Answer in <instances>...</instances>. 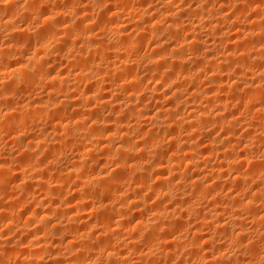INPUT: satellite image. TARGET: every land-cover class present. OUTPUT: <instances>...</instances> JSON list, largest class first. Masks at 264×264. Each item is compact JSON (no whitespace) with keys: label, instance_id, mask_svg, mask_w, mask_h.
<instances>
[{"label":"rangeland","instance_id":"374dc122","mask_svg":"<svg viewBox=\"0 0 264 264\" xmlns=\"http://www.w3.org/2000/svg\"><path fill=\"white\" fill-rule=\"evenodd\" d=\"M26 0H13V3H14V5H12V4H7V5H9V6H7V8L5 7V5L3 6H0V18H2V19H0V30H1V28L2 29H4L3 28V26L5 25L4 23H3V21L5 22V20H6V17L4 16V15H6L7 14V12L9 13L11 10V12H15V11H18V7H20V11H18V12H21V13H19L20 15V17H21V14L23 13V11L21 10V8L22 7H24L25 5H24V3L26 4V2H25ZM50 1V2H49ZM110 1V2H109ZM112 1V2H111ZM115 1H117V0H115ZM114 0H100V5L98 4V7L96 6L95 8H93L92 10H89L88 12L86 11V13L87 14H85V12H83L84 14H85V16L87 15L88 17H86V20H85V22L83 21V23H81L82 22V20H81V18L79 17H74V19L72 20L73 22H71V20L70 21H68L67 22V18L66 19H64L63 18V16L62 15H56V14H51L52 16H51V18H50V22H46V24L48 23V24H51L52 26H53V28H54V26H55V29L57 30H59V27L61 28L62 27V29H63V27H65V26H69L70 24L72 25V23H73V25H80V24H83L84 25V27H86V26H88L85 30H83L82 32H85L82 36H78V37H70L69 39L68 38H66L65 39V37H64V35L63 34H60V33H62V32H59V34L56 36V40H54L51 44H50V46L48 47V55H47V62H43V63H41L42 64V66L44 67H41L40 66V64H38V66H37V68L35 69V68H33V75H32V70H30V74L28 73V75H30L29 76V79L27 78L28 77V75H27V79L25 78V76L26 75H23L24 77H23V79L21 78V79H19V80H21L22 82H20V81H17V82H15L16 84H14V82L11 80V77L10 76H8L7 74H5V73H3L2 72V70L0 71L1 73H2V75H1V73H0V95H2V96H0V114L1 115H4V113L5 112H7L8 110H10V114L8 113L7 115H5L6 117H4V118H2L5 122L7 121H11L12 119V121L14 122V121H16L17 120V118L19 119V117L21 118V116H23V113H25V116H23V118H24V120H22V124H16V122H14L15 123V125L13 124V122L11 121H9V123H5V125L3 124L1 127H0V166L1 167H4L5 168V170L6 169H10L11 168V170L12 171H17V173H18V171H19V176H17V179L15 180V176H14V179L12 178L13 177V174H10L9 173V175L11 176L12 175V177H10L9 175H8V172H4V174L3 173H1L0 172V176H1V178L2 177H4L2 180H0L1 181V184H0V208H2L3 206H7L8 208H9V206L12 208V213H11V216L9 217V215L6 217V218H2V217H0V249H3L2 247H6V248H4V249H8L10 246H16L17 244V253L16 252H14V253H12L11 255L10 254H4V256H3V258L1 257L0 258V264H36V263H38V264H60V261H62V264H80V260L83 258V260H85L86 261V263L87 264H107V261H109L106 257V252H104V251H106L105 250V248L107 247H109V248H111V249H114V250H120L122 253H123V257L125 258V259H123L122 261H124V262H122V261H118L117 263L115 262L114 264H154V263H156V264H219L217 261H218V259H216V261H213L214 259H212L211 258V260H210V257L209 258H207V259H199L200 257L199 256H197V254H202V252H203V254H204V250H205V252L206 251H208V249L209 250H213V251H217L218 250V246H220L219 247V249H221L222 247L221 246H223V243H224V246H223V249H221V250H219V252H221V253H223L224 254V258L226 259V258H228V259H226V260H224V264H229V260H230V264H234L235 262H237V264H259V262L261 263V261H263L264 262V240L263 239H261V238H259L260 236L262 237V238H264V232L260 235H258V231H264V225L262 224V223H259V222H253L252 220V218L250 217V213H251V211H253L252 209H251V211H246V210H244L243 209V211L241 210L242 208L241 207H239V210L238 209H234L235 208V204L234 205H230L231 204V198L232 197H230V196H232L233 194H239V195H236L237 196V199L239 200V201H241V200H246V199H248V197H250V196H252L254 193H253V191H254V189L256 190L257 188H260V189H263L264 190V170H261L260 169V173H258V171L256 172V175L257 176H255V175H252L253 173H254V171H253V168L254 169H256V167L255 166H258L260 163H262L263 164V162L262 161H264V159L262 160V156H263V154H264V150H262V149H264V141H262V143H263V145H262V143L260 144V140L259 139H261V137H260V135H262L263 133H264V122H262V121H264L263 119H261V116H263V114L264 113H262V111L263 110H260V112L259 111H257V109H259L260 108V106H263L264 107V85L261 87V88H263L262 90L260 89V91L262 92H260L259 94L261 95V94H263V95H261L260 97H259V100H260V102H259V100H255V101H253V103L251 104V102H252V100H254V99H252V97L250 96V98H249V92H247L246 91V89H243L244 87H245V85H244V83H241V81L242 82H247V83H254V84H257V82L256 81H258L259 79L262 81V79H261V77H264V71L262 70V73H263V76L261 75V74H259V72H261V70L259 71V70H257L256 69V67L254 68V66L252 65V67H251V69H250V72L251 71H253V73H250L249 74V71H247V73H245V72H242L241 71V73L240 74H238V75H234L233 73L231 74V77H233L234 79H232V80H235L237 77V79L240 81V83H238L237 85H239L240 84V86H239V88L238 89H235V87H230V83L232 82V80H230L229 82H228V84L226 83V80H224V82H223V84H225V86H227V87H214L213 86V83H211L212 81H213V79L214 78H217V76H219L220 77V73H218V72H216L218 69L217 68H215L216 69V71H215V69H214V67L211 65V64H209V63H199V62H195V60L193 61V60H191V61H189V62H185V63H187V64H185V65H183V67L180 65V64H183L182 62L181 63H178L177 61H175V62H177V65H175L176 63H174V60H170L169 59V61L168 62H170V63H167L168 64V66H163L162 67V70H163V72L165 71V70H168V69H171L170 67H173L174 69H171L172 70V74H170L171 72V70H168L167 72H170L169 74H170V76H171V78H173V79H171V80H169V81H166V80H161V77H162V79H165V77L166 76H168V75H166L165 73V76L164 75H162V76H160V75H157V77H155V76H153V77H155V78H152L151 77V75H146V76H143L144 74H145V72H143V70H142V68L143 67H146L147 65H145V64H148L149 63V61L151 60V57H153V56H155V55H153V54H155V53H157V54H164V53H166L167 51L168 52H170V49L172 48V47H175L174 49H176V51L178 50V51H181L182 50V52H184V56H185V58L187 59V58H193L194 56H196L197 54H199V53H201V52H208V54H210L217 62H219L220 60V58H222L221 56H222V54H223V52L225 53V46H226V41L224 42V41H222V42H220V43H218L217 44V42H214V43H212L213 41H214V39L216 38H220L221 37V39L222 38H224V37H226L228 34H231V33H234L235 31H239V30H241V31H243L241 34H240V38L242 37V36H244V38L247 40L248 38L246 37L247 36V34L249 33V32H251V30H252V24L250 25V20H251V22H252V18H256L257 19V21L259 22V23H261L263 26H264V0L263 1H260V5H259V3H254V4H252L250 7H251V9H250V7L249 6H244V7H241V0H203L204 1V3H203V1L202 0H161L162 2L164 1V4H167L166 6L164 5V6H162L163 4L162 3H160V2H158V1H160V0H125L126 1V3H125V1L123 0V2L122 3H124V5L122 4L121 5V7L122 6H125V4L129 7H122V8H124L123 10L122 9H120V6H119V0L117 1V2H115ZM134 1V2H133ZM212 3H211V2ZM18 2V3H17ZM32 2V1H31ZM43 2V4H44V2L46 3V4H42L41 3V5H40V7H39V9L38 8H36L35 7V9H38L39 10V14L38 13H35L36 12V10L34 11L33 10V12H32V14L30 15L29 13H31V12H26V13H24V14H22V15H24V16H22L19 20H17V17L19 18V16H17L15 19H14V21H18L17 22V24H16V27H18V26H20V27H22V29H23V26L25 25V26H29L30 28H28V29H30V30H27V27H26V29H24V30H22V31H19V33L18 32H16V34H18L19 35V37H18V35L16 36V35H14L13 36V39H15L14 37H17L16 38V41H17V39L18 40H21L20 42H19V44H17L16 45V43H18V41L16 42L15 40V42L13 41L12 43H14V45H16V46H18V47H16L13 51H15L16 53H12L11 55H9V59L7 60V58H6V60L4 59V55H3V49L2 50H0V51H2V52H0V57L2 56L3 57V59L2 58H0V67L2 66V64H3V66L5 67V65L9 68V67H11V69L15 66V67H18V66H20V65H22L23 63V65H25V64H27V63H25L26 61H27V56L29 57V56H31L32 54H33V52H35L36 50V47H37V45H35V43L38 41V38H40V34H43V32H45V30H46V28H49L50 29V26L47 24V27H46V24L43 22V21H41L40 20V18H39V15H41L40 13L41 12H43V11H46V9L48 10L49 9V7L51 8L52 6H53V8H57V9H60L61 10V8H63V9H67V8H71V9H74V10H76L75 8H77V10L78 9H80V10H82V9H84V4L85 3H88V2H86L85 0H43L42 1ZM48 2V3H47ZM138 2H139V4H138ZM142 2V3H141ZM166 2V3H165ZM183 2V3H182ZM191 2V3H190ZM206 2V3H205ZM210 2V3H209ZM237 2L239 3L240 2V4H237ZM15 3H17V5H15ZM33 3H35V2H32L31 4H33ZM37 3V2H36ZM105 3V4H104ZM112 3V4H111ZM113 3H115V7H114V4ZM132 4V6H131V4ZM198 3V4H197ZM19 4H21V5H19ZM49 4V5H48ZM52 4V5H51ZM118 4V5H117ZM155 4V5H154ZM190 4V5H189ZM10 5H12V6H10ZM24 5V6H23ZM33 5H37V4H33ZM74 5V6H73ZM86 5V4H85ZM113 5V7H111ZM150 5V6H149ZM159 5V6H158ZM187 5V6H186ZM257 5V9H255V6ZM263 5V6H262ZM18 6V7H17ZM38 6H39V4H38ZM37 6V7H38ZM49 6V7H48ZM100 6V7H99ZM108 6H110L111 8V10L110 11H108L109 9V7ZM119 7V9H118V7ZM171 6V7H170ZM174 6V7H173ZM194 6L196 7V6H199L200 7V9H201V7H203V8H205V12H204V14H205V16H203L202 18L199 16H197V15H195V13H189L190 12V9H191V12H192V10L194 9ZM254 6V7H253ZM260 6H261V8H260ZM17 7V8H16ZM47 7V8H46ZM65 7V8H64ZM74 7V8H73ZM132 7V8H131ZM153 7V8H152ZM162 7H165V8H162ZM176 7V8H175ZM217 7V8H216ZM220 7L221 8H223V10L221 11V12H223V14L221 15L220 13V16L223 18V16H224V19H221V17L219 18V15H218V10L220 9ZM235 7V8H234ZM241 7V8H240ZM9 8V10L8 11H4V10H7ZM13 8V9H12ZM44 8V9H43ZM55 8V9H56ZM98 8V9H97ZM112 8H113V10H112ZM115 8V9H114ZM126 8V9H125ZM156 8V9H155ZM173 9L172 11H173V14L176 12H178L177 13V16H174V17H176L175 19H180V20H175L174 19V17H173V20H175L176 21V24L178 25L177 26V28L176 29H178V30H182L181 32L180 31H176V30H174L175 31V33L173 32H171V34L170 33H167L168 31H170V30H167L166 32H165V29H164V27L168 24V20H167V18H165V13L167 12H163V11H165V10H168V9ZM193 8V9H192ZM108 9V10H107ZM141 9L142 10H146V12H147V10H149L146 14H148V17H150L149 19H150V21L148 22V18L146 17L147 15L145 14L144 16L147 18L146 20H147V23L148 24H146V22L144 21V20H142V19H145V17L144 18H142V19H140V18H138L139 16H140V14H139V11H141ZM151 9H153V10H151ZM160 9V10H159ZM162 9V10H161ZM164 9V10H163ZM169 9V10H170ZM179 9V10H178ZM186 9H188L187 11H186ZM199 9V10H200ZM214 9H216V10H214ZM229 9H230V11H229ZM245 9V10H244ZM254 9H255V11L258 13H256L255 11H254ZM14 10V11H13ZM37 10V11H38ZM94 10V11H93ZM106 10V11H105ZM117 10H119V13H118V11ZM168 10V11H169ZM181 10H184L185 12H187V13H185L183 16H182V14H181V18L178 16L179 15V13H180V11ZM213 10H214V12H213ZM244 10V11H243ZM258 10V11H257ZM2 11H4V13L2 12ZM111 11H113V12H111ZM116 11V12H115ZM134 11V12H133ZM189 11V12H188ZM241 11V12H240ZM252 11H254V12H252ZM142 12V11H141ZM161 14H160V13ZM162 12H163V16H162ZM210 12V13H209ZM235 13V14H232V13ZM262 12V13H261ZM83 13H82V16H83ZM111 13H112V15H111ZM115 13H118L116 16H115ZM176 13H175V15H176ZM182 13H183V11H182ZM215 13H217L216 15H214L213 16V14H215ZM252 13V14H251ZM30 16H29V15ZM38 14V15H37ZM90 14V15H89ZM194 14V15H193ZM228 14V15H227ZM240 14V15H239ZM261 14H263V15H260ZM99 15H100V17L101 18H103V19H101L100 17H99ZM135 15V16H134ZM136 15H139L138 17L136 16ZM152 15H153V17L154 16H156L157 18L155 19V17L153 18V19H151L152 18ZM188 17H187V16ZM210 15H212V16H210ZM233 15H235V16H233ZM239 15V16H238ZM256 15V16H255ZM27 16V17H26ZM32 16V17H31ZM61 16H62V18L66 21V23L64 22L63 24H62V22L64 21L62 18H61ZM106 16V17H105ZM133 16V17H132ZM229 17V18H226V17ZM238 16V21L236 20V19H233V18H235V17H237ZM3 17H5V18H3ZM38 17V18H37ZM164 17V18H163ZM208 17H210V18H208ZM216 19V21L218 20V19H220L219 21H221L220 23H218V22H216L214 19ZM249 17V18H248ZM22 18H25V19H22ZM92 18V19H91ZM192 18V19H191ZM199 18V19H198ZM207 19V20H205V19ZM218 18V19H217ZM226 18V19H225ZM241 18V19H240ZM251 18V19H250ZM22 19V20H21ZM40 20V22H39V20ZM98 19H101L102 21V23L101 22H95L96 20H98ZM107 19V20H106ZM140 19V20H139ZM163 19V20H162ZM167 20V21H165V20ZM191 19V20H190ZM205 21H203V20ZM213 19V20H212ZM2 20V21H1ZM21 20V22H22V24L19 22ZM23 20H25V21H23ZM79 20V21H78ZM111 20V21H110ZM116 20V21H115ZM124 20V21H123ZM142 20V21H141ZM157 21L158 22V24H156L155 26H157L156 28H155V26H153V25H151L152 24V22H154V21ZM159 20V21H158ZM185 20H188V21H185ZM202 20V21H201ZM215 21V22H213V24H218V34L216 33H214L215 31H217L216 29H215V31H213V33H212V30H210V27H209V21ZM231 20V21H230ZM235 20V21H234ZM260 20H262L261 22H260ZM27 21V22H26ZM76 23H75V22ZM104 21V22H103ZM112 22V23H110V22ZM152 21V22H151ZM162 21V22H161ZM179 21H181V22H179ZM186 22V24H187V22L188 23H192V22H194L195 24H197V23H199L200 25H201V28L199 27L196 31L195 30H193V29H183V28H185L184 27V24H183V22ZM208 22V24H205V23H207ZM79 22H80V24H79ZM108 22V23H107ZM115 22H120V24L118 23V24H116ZM142 22V23H141ZM156 22V23H157ZM165 22V23H164ZM204 25V27H203V25L201 24V23ZM263 22V23H262ZM16 23V22H15ZM24 23V24H23ZM27 23V24H26ZM53 23V24H52ZM90 23V24H89ZM98 23H100L99 25H96V24H98ZM104 23V24H103ZM125 24L124 26H127V28L125 29V31H124V33L125 34H127V36L129 35V33H130V35H132L134 32V37L133 36H130V37H132V38H134L136 41H138V42H136V44H134L133 45V47L132 46H130V48L128 49V47L126 48V49H123L122 50V40H123V38H124V36H123V38L121 39L120 38V36H122L124 33L122 32V34H120V36H119V34H118V37L120 38V40H119V38L117 37V34L115 35L114 33H111V32H113L112 30H111V32H110V30H109V28H108V24H109V27L110 28H112V25L114 26V24H115V26L116 25H121V26H123L122 24ZM239 23H241V24H239ZM67 24V25H66ZM89 24V25H88ZM101 24H102V26H101ZM131 24V25H130ZM181 24V25H180ZM239 24V25H238ZM18 25V26H17ZM77 25V26H78ZM82 25V26H83ZM107 25V26H106ZM140 25V26H139ZM143 25H145L146 27H149L150 25V27H152L153 29H151V28H149L148 29V31L149 30H152L151 32L149 31V32H147V31H145L144 30V28H145V26H143ZM231 25H232V27H231ZM234 25H237V26H234ZM249 25H250V27H249ZM24 26V27H25ZM57 26H58V28H57ZM97 26V27H96ZM107 27V28H105V27ZM114 26V27H115ZM222 26H223V28H222ZM234 26V27H233ZM247 26V27H246ZM46 27V28H45ZM104 27V28H103ZM140 27V28H139ZM143 27V28H142ZM179 27V28H178ZM180 27H181V29H180ZM250 28V29H249ZM21 29V28H20ZM45 29V30H44ZM62 29H60V30H62ZM108 29V30H107ZM138 29V30H137ZM144 30V32L143 33H141L143 30ZM209 31H208V30ZM237 29H239V30H237ZM25 30H27V31H25ZM42 30H43V32H42ZM87 30V31H86ZM142 30V31H141ZM156 30V31H155ZM207 31H208V33H207ZM225 31V32H224ZM2 32V31H1ZM1 32H0V41H2L1 42V44H0V47L1 48H3L4 47V44H5V41H8L9 43H10V38L11 37H4V35L3 34H1ZM27 32V33H26ZM39 32H42V33H39ZM147 32V33H146ZM155 34H154V33ZM165 32V33H164ZM187 32V33H186ZM195 32V33H194ZM149 33V34H148ZM186 33V34H185ZM236 33V32H235ZM15 34V33H14ZM101 34H102V36H101ZM109 34V35H108ZM143 34H145V35H143ZM151 34L153 35V36H151ZM177 34V35H176ZM226 34V35H225ZM244 34V35H243ZM60 35V36H59ZM63 35V36H62ZM161 35H163L164 37H162ZM166 35H167V37H166ZM221 35V36H220ZM242 35V36H241ZM3 36V37H2ZM85 36V37H84ZM114 36V37H113ZM161 36V37H160ZM169 36V37H168ZM193 36L195 37H200L201 38V40H200V42H201V44L200 43H195V42H192V40L194 41V38H193ZM204 36V37H203ZM220 36V37H219ZM223 36V37H222ZM38 37V38H37ZM88 38L91 42H93L94 44V46H96L97 48H101V46L103 45V43H104V41H106L105 43H104V46H105V44H109L110 45V47L109 48H111V47H113L112 49H110V50H108L109 52H106L107 53V56H106V53H104V52H102L101 50H98V51H101L100 52V54H99V52H95V51H93V50H91L90 52L92 53H90V52H87V53H85V55L83 54V56H84V59H81L80 61H75V62H71V61H68V62H66V60H64L65 59V54L67 55V54H73V55H76V54H78V51L80 50V45H82L81 44V42H83V40H84V38ZM104 37V38H103ZM107 37H109V38H107ZM125 37H126V35H125ZM136 37H137V39H136ZM153 37V38H152ZM183 37V38H182ZM193 39H192V38ZM215 37V38H214ZM263 37H264V35H263ZM8 38V40H6ZM20 38V39H19ZM102 38V39H101ZM112 38V39H111ZM159 38V39H158ZM206 38V39H205ZM243 38V37H242ZM36 39V40H35ZM63 39V40H62ZM83 39V40H82ZM95 39H96V41H95ZM104 39V41H102ZM111 39V40H110ZM140 39H142L141 41H140ZM157 39V40H156ZM185 39H188V40H191V41H189L188 42V40H186V42H184V40ZM264 39V38H263ZM88 40V41H89ZM144 40V41H143ZM161 40V41H160ZM162 40H163V42H162ZM168 40H169V42H168ZM205 40H206V42H205ZM207 40H209V41H207ZM225 40V39H224ZM246 40H244L245 42H246ZM249 40H251V39H249ZM119 41V42H118ZM140 41V42H139ZM156 41H158L159 43H157ZM165 41V42H164ZM243 41V42H244ZM101 42H103L102 44H101ZM155 42V43H154ZM191 42L192 43H194L195 45L197 44L198 46H196V48L197 49H195V46H193L194 48H190L192 45H194V44H192L191 45ZM202 42H204V43H206V44H203ZM8 43V44H9ZM111 43V44H110ZM154 43V44H153ZM159 44V46L157 45V44ZM165 45H164V44ZM173 43V44H172ZM190 43V47H185V45L184 44H189ZM216 43V44H215ZM221 43H224V44H221ZM21 44V45H20ZM101 44V45H100ZM116 44V45H115ZM164 45V47L162 46V45ZM167 44H168V46H167ZM183 46H182V45ZM208 44H210V45H208ZM215 44V45H214ZM6 45V44H5ZM108 45V46H109ZM112 45V46H111ZM118 45L120 46V47H118ZM201 45V46H200ZM205 47H204V46ZM241 45H243L244 46V44H241ZM3 46V47H2ZM155 46V47H154ZM165 46H167L168 47V50H167V47H165ZM236 48H238V46H236V45H234ZM30 47V48H29ZM64 47V48H63ZM105 47H107V46H105ZM105 47H103L104 49H105ZM122 47V48H121ZM135 47V48H134ZM142 47V48H141ZM157 47V48H156ZM233 48V50L234 49H236V48ZM245 47V46H244ZM243 47V48H244ZM108 48V47H107ZM108 48V49H109ZM132 48V49H131ZM140 48V49H139ZM160 48V49H159ZM166 48V49H165ZM186 48V49H185ZM198 48H199V51H198ZM220 48V49H219ZM242 48V46H241V48H240V46H239V50L238 49H236V50H234L233 51V54H234V52H235V54H236V56H235V54H234V58L232 57L231 59H229L230 61H226L225 62V65L226 66H228V68H229V70H230V72L229 73H231V72H233L232 70H235L236 69V67H237V65L236 64H238V61H240L241 59H242V56H246L247 54L249 55L250 53H254L251 49L249 50L247 47V51H250V52H247V51H245L246 52V55H245V53H241L240 52V50H242L243 49ZM30 49V50H29ZM117 49V50H116ZM139 49V50H138ZM163 49H164V51H163ZM181 49V50H180ZM213 49V50H212ZM219 49V50H218ZM51 50V51H50ZM106 50V49H105ZM117 52H116V51ZM131 50V51H130ZM133 50V51H132ZM138 50V51H137ZM158 51V52H155V51ZM167 50V51H166ZM184 50V51H183ZM209 50V51H208ZM238 50V51H237ZM18 51V52H17ZM59 51V52H58ZM93 51V52H92ZM112 51H113V53H112ZM142 51V52H141ZM162 51V52H161ZM187 51V52H186ZM198 53H197V52ZM252 51V52H251ZM77 52V53H76ZM122 52V53H121ZM149 52V53H148ZM155 52V53H154ZM189 52V53H188ZM94 53V54H93ZM115 53V54H114ZM143 53V54H142ZM178 53V52H177ZM217 53V54H216ZM240 53V55H238V54ZM31 54V55H30ZM103 56H102V55ZM122 54V55H121ZM149 54H150V56H149ZM153 56H152V55ZM89 55H91V56H89ZM98 55V56H97ZM191 55V56H190ZM224 55V54H223ZM50 56H51V58H50ZM62 58H61V57ZM85 56H87V57H85ZM94 56V57H93ZM96 56V57H95ZM115 56V57H114ZM120 56H122V57H120ZM190 56V57H189ZM26 57V58H25ZM48 57H49V59H48ZM100 57V58H99ZM103 59H102V58ZM109 57V58H108ZM111 57V58H110ZM124 57V58H123ZM142 57V58H141ZM237 59H239V60H236V58ZM58 58H59V60H58ZM89 58V59H88ZM97 58V59H96ZM108 58V59H107ZM129 58V59H128ZM145 58V59H144ZM149 58V59H148ZM91 59V60H90ZM102 59V60H101ZM218 59V60H217ZM243 59H246V57L245 58H243ZM26 60V61H25ZM90 60V61H89ZM94 60V61H93ZM109 60V61H108ZM120 60H122V61H120ZM124 60V61H123ZM127 60V61H126ZM128 60H129V62H132L133 60V66L131 67V68H129V69H126V74H125V71H123V70H121V73H122V71H123V74H122V78L120 77L121 76V74H119L120 76V78H118V77H116V78H118L120 81H118V79H116V78H114L115 77V75L114 74H112V75H108V76H104L106 79L105 80H103V77H102V75L100 76V77H102V78H100L101 80H99L100 82H90L91 83V85L89 86V84H84V83H82L81 85H79L80 87H79V89L78 90H74L73 88H71L70 90H74V94H73V91H72V93L71 94H73V96H74V100H75V96L76 97H78V99L77 100H75V101H72L71 103H74L75 102V104H68V105H66V106H68V108L69 109H67V107L66 106H58V107H56V109L58 110V112L59 113H62L63 112V117L62 116H59L60 114L59 113H57L56 112V109L54 108V109H52V107L50 108L51 109V111L52 110H55L54 112L52 111H50V109H48L47 108V110H49V112L47 111V110H45V108L44 109H42L41 111L40 110H36L35 111V114H33L34 113V111H27V110H25V111H22V113L20 114L21 116H19L18 117V112L20 111V107H22L23 105H26V104H33L34 105V103L35 104H37L38 102H40L39 100H41L42 102H44L43 104L44 105H46V104H49L48 102H51V101H53L54 99H56L57 97H60V95L62 94H65L64 92H69L70 90H67V89H65L64 87H63V89H65V91H63V89L61 90V88L62 87H60V85H62L63 86V84H60V80H51L50 78V76H55L56 74H57V72L58 73H61L62 72V75L65 77H67V76H69V75H71L73 72L75 73V72H78V71H80V69L82 70L83 68L85 69L87 66H90V65H92V63L94 64H99L101 67H102V65L103 66H110V65H112L113 67L114 66H118V63L120 64L121 62H127L128 63ZM138 61V62H137ZM171 61H173V62H171ZM241 61H243V60H241ZM240 61V62H241ZM8 62V63H7ZM83 62H86V64L84 65L83 64ZM111 62H112V64H111ZM137 62V63H136ZM148 62V63H147ZM237 62V63H236ZM5 63V64H4ZM134 63H136V64H134ZM230 63V64H229ZM13 64V65H12ZM16 64V65H15ZM44 64V65H43ZM102 64V65H101ZM108 64V65H107ZM131 64V63H130ZM170 64V65H169ZM174 64V65H173ZM196 64V65H195ZM229 64V65H228ZM197 65H199V67H197ZM2 66V67H3ZM111 66V67H112ZM139 66V67H138ZM39 67H41V68H39ZM137 67V68H136ZM105 68V67H104ZM110 68V67H109ZM211 68V69H210ZM35 69V70H34ZM64 69V70H63ZM192 69V70H191ZM200 69V70H199ZM203 69V70H202ZM36 70H38V71H36ZM49 70H52V71H49ZM178 70L180 71V72H178ZM185 70H187V71H185ZM212 70V71H211ZM256 70H257V72H256ZM41 71V72H40ZM49 72V75H48V77L47 76H45V75H47L48 73L47 72ZM64 71V72H63ZM129 73H128V72ZM132 71V72H131ZM135 71V72H134ZM136 71H138V72H140L139 74H138V76H139V81L138 82H141V81H143V84H141V83H136V84H139L140 86H135V85H133V86H129L131 83H129V85L127 86L126 84H128V83H125V80H127V79H125L124 78V76H126L127 74H137L136 73ZM141 71H142V73H141ZM173 71H175V72H173ZM35 72V73H34ZM40 74H38V73ZM50 72H54L53 74H51ZM66 72V73H65ZM68 72H69V74H68ZM131 72V73H130ZM181 72H183V73H185V72H188L187 74L185 73V74H180ZM197 72V73H196ZM202 72V73H201ZM254 72H256V73H254ZM41 73H43L44 74V76L42 77L41 76ZM120 73V72H119ZM174 73H176V74H174ZM178 73L182 76H179L178 75ZM245 73V74H244ZM3 74L5 75V76H3ZM34 74H37V75H34ZM66 74V75H65ZM125 74V75H124ZM143 74V75H142ZM173 74L175 75V76H173ZM259 74V75H258ZM7 75V76H6ZM114 75V76H113ZM187 75H189V76H187ZM257 76V78H256V76ZM261 75V77H258V76H260ZM32 76V77H31ZM34 76V77H33ZM39 76L41 77V79L39 78ZM72 76V75H71ZM71 76H69V78L70 79H68V80H70V83H72L73 82V80L71 81ZM110 76H113V78H111V80H110ZM116 76H118V74L116 75ZM140 76H143L144 78H142V77H140ZM164 76V77H163ZM169 76V77H170ZM178 76V77H177ZM186 76V77H188V78H184V77ZM191 76V77H190ZM201 76V77H200ZM207 78H205V77ZM240 76V77H239ZM10 77V78H9ZM22 77V76H21ZM31 77V78H30ZM50 77V78H49ZM148 77V78H147ZM181 77V78H180ZM195 77V78H194ZM209 77H210V79H209ZM225 77V76H224ZM33 78V79H32ZM34 78H35V80H34ZM37 78V79H36ZM72 78H73V76H72ZM140 78H142L141 80H140ZM147 78V79H146ZM167 78V77H166ZM253 78H255V79H253ZM24 79H26V80H24ZM32 79V80H31ZM115 79V80H114ZM144 79V80H143ZM152 79V80H151ZM158 79V80H157ZM180 79V80H179ZM183 79V80H182ZM185 79V80H184ZM197 79V80H196ZM203 79V80H202ZM212 79V80H211ZM30 80V81H29ZM103 80V81H102ZM110 80V81H109ZM113 80V81H112ZM117 80V81H116ZM151 80V81H150ZM177 80V81H176ZM181 80H182V82H181ZM26 81L27 82H29V83H26ZM56 81V82H55ZM122 81H124V82H122ZM147 81V82H146ZM164 81H166V83L164 82ZM33 82V83H32ZM116 82V83H115ZM128 82V81H127ZM144 82H145V84H144ZM177 82V83H176ZM7 84V86L8 85H10V86H8L9 87V89H7L8 87H5V85ZM18 83V84H17ZM21 83H23V84H25V85H23V84H21ZM57 83V84H56ZM95 83V87L92 85V84H94ZM102 83V84H101ZM170 83V84H169ZM183 83V84H182ZM204 83V84H203ZM263 83H264V81H263ZM28 84H30V85H28ZM56 84V85H55ZM86 86H84V85ZM97 84V85H96ZM163 84V85H162ZM193 84V85H192ZM197 84V85H196ZM13 85H15V86H13ZM55 85V87H56V89H58V90H56V89H54V87L52 88V86H54ZM59 85V86H58ZM83 85V86H82ZM148 85V86H147ZM182 85H184V86H182ZM244 85V86H243ZM58 86V87H57ZM193 86V87H192ZM213 86V87H212ZM14 87V88H13ZM133 87V88H132ZM144 87H145V89H144ZM176 87H177V89H176ZM189 87V88H188ZM209 87V88H208ZM212 87V88H211ZM102 88V89H101ZM103 88H104V90H103ZM130 88H132V89H130ZM141 89V88H143V89H141L142 91V93L144 94V96H143V94L142 93H140V95L142 94V96L143 97H145V99L142 97V100H141V108H139V110L137 109L136 110V113H137V115L139 116H141V117H138L137 115H136V117L138 118V119H142L141 120V122L144 124V127H141L140 128V130H138L137 132L136 131H134V132H132L131 134L132 135H134V136H132L133 137V140H131V142L132 141H140L141 143H140V146L139 147H137V149H133L134 151H132L131 153V155H123V157H119L120 159H122L124 162L123 163H125V166H124V164L123 163H121L120 161V159L116 156H114V155H112V154H108L106 157H108L109 155H110V157H108V158H106L105 157V152H107V150H108V148H109V150H112L111 149V147H114L115 145H119L120 144V142H123L122 141V138H121V136H120V132L118 133H116V130L114 131V125L116 126L117 124V126H116V128L117 127H119L121 124H122V121L120 120V119H123L124 121H126L127 119H128V116H129V119H131V120H133L134 119V117H131L130 115H127V117L125 116V115H123V113H120L121 111H123L124 110V108L126 107L125 105V107H120L119 108V106L121 105V103L122 104H128L127 103V101H128V96H129V93H130V91L131 90H133V89ZM147 88H148V90H147ZM155 88V89H154ZM221 88V89H220ZM227 88V89H226ZM242 88V89H241ZM4 91H3V90ZM87 89V90H86ZM88 89H91V91H90V94H93V100L91 101V102H89V101H87L85 98L86 97H84V98H82V96L81 97H79L80 95H82V92H84V93H86V91H88ZM93 89H94V91H93ZM137 89V90H138ZM154 89V90H153ZM164 89V90H163ZM190 89V90H189ZM201 89H202V91H201ZM226 89V90H225ZM52 90V91H51ZM61 90V91H60ZM106 90V91H105ZM145 90H147V91H145ZM162 90V91H161ZM189 90V91H188ZM210 90V91H209ZM221 90V91H220ZM240 90V91H239ZM101 91V92H100ZM103 91V92H102ZM105 91V92H104ZM120 91V92H119ZM123 91H124V93H123ZM164 91H166V92H164ZM174 91H177V93H176V95L178 96V97H174V96H172L171 98L173 99H171L170 98V100H171V102L170 101H168L169 100V97L168 96H170V94H173L172 92H174ZM185 91V92H184ZM187 91V92H186ZM194 91H196L197 92V94H195V96L193 95V92ZM204 91V92H203ZM208 91H209V93H208ZM4 92H7V94L5 93V94H3ZM49 92H51V93H49ZM54 92V93H53ZM57 92V93H56ZM71 92V91H70ZM77 92V93H76ZM81 92V93H80ZM92 92V93H91ZM107 92V93H106ZM109 92V93H108ZM146 92V93H145ZM155 92V93H154ZM160 92V93H159ZM164 92V93H163ZM189 92V93H188ZM190 92H192V93H190ZM206 92L208 93V94H206ZM101 93V94H100ZM113 95H112V94ZM119 93H120V95H119ZM186 93V94H185ZM199 93H201V94H199ZM203 93H205L204 95H203ZM214 93V94H213ZM239 93H241V94H239ZM9 94V95H8ZM46 94V95H45ZM54 94V95H53ZM79 96H78V95ZM87 94H89V92H87ZM104 94V95H103ZM105 94H107V95H105ZM111 94V96H108V95H110ZM153 94H156V96L155 95H153ZM191 94V95H190ZM212 96V95H214V96H210V95ZM41 95V96H40ZM49 95V96H48ZM61 95V96H62ZM152 97H151V96ZM180 95V96H179ZM190 95V96H189ZM193 95V96H192ZM200 95V96H199ZM209 95V96H208ZM4 96L6 97V98H4ZM51 96V97H50ZM86 96V95H85ZM96 98H95V97ZM107 96V97H106ZM162 96V97H161ZM210 100V101H206L207 99H206V97ZM239 96V97H238ZM9 97V98H8ZM44 97V98H43ZM53 97V98H52ZM111 97V98H110ZM121 97V98H120ZM161 97V98H160ZM166 97H168V99H166ZM189 97V98H188ZM197 98V99H194V98ZM205 97V98H204ZM211 97V98H210ZM218 97H220V98H218ZM3 98V99H2ZM36 98V99H35ZM38 98H40L39 100H38ZM148 98H149V101H148ZM152 98V99H151ZM181 98V99H180ZM227 98V99H226ZM235 98H237V99H235ZM241 98V99H240ZM254 98V97H253ZM256 98V97H255ZM263 98V99H262ZM6 99V100H5ZM193 99L195 100V101H193ZM250 99H252V100H250ZM258 99V98H257ZM36 100H38V102L36 101ZM115 100V101H114ZM158 100V101H157ZM202 100V101H201ZM232 100V101H231ZM263 100V101H262ZM77 101V102H76ZM99 101H100V104H98L99 103ZM107 101V102H106ZM114 101V102H113ZM118 101H121V102H118ZM125 101V102H124ZM173 101V102H172ZM201 101V102H200ZM214 101V102H213ZM222 101V102H221ZM258 101V102H257ZM81 102H83V103H81ZM85 102V103H84ZM88 102L89 103H91V104H89L88 105ZM111 102V103H110ZM146 102V103H145ZM194 102H196V103H194ZM25 103V104H24ZM76 103H78V104H76ZM96 103V104H95ZM107 103V104H106ZM155 103V104H154ZM169 103V104H168ZM177 103H179V104H177ZM182 103V104H181ZM191 103V104H190ZM199 103V104H198ZM221 103V104H220ZM235 103V104H234ZM80 104V105H79ZM119 104V105H118ZM193 104V105H192ZM197 104V105H196ZM224 104V105H223ZM8 105H9V108H8ZM81 105H83V106H81ZM85 105H88V106H85ZM98 105V106H97ZM105 105V106H104ZM110 105H111V107H110ZM117 105H118V107H117ZM172 105V106H171ZM176 105V106H175ZM180 105V106H179ZM184 105V106H183ZM201 105V106H200ZM219 107H217V106ZM233 105V106H232ZM16 108H15V107ZM70 106V107H69ZM85 106V107H84ZM91 106V107H90ZM97 106V107H96ZM109 108H108V107ZM148 106V107H147ZM183 106V107H182ZM189 106V107H188ZM193 106H197V108L199 107L200 108V111L201 112H204V111H206L205 112V115H208V120H207V122H205L204 121V123H206L205 125H203L202 123L203 122H201V123H199V122H195V123H193L192 124V126H193V128H190V129H188L187 128V130L186 129H183L184 127H187L186 125L188 124V126H189V123L187 122V121H183V119H185L186 118V116H187V119L189 118V115H191L190 113V110H191V108L193 109L194 107ZM235 106V107H234ZM7 107V108H6ZM72 107V108H71ZM93 107V108H92ZM99 107V108H98ZM101 107H103L102 108V111H101ZM116 107V108H115ZM175 107V108H174ZM185 107V108H184ZM215 107H216V109H218V110H216L215 109ZM231 107V108H230ZM237 107V108H236ZM240 107V108H239ZM251 107V108H250ZM7 110H6V109ZM19 110H18V109ZM60 108H62L61 109V112H60ZM87 108V109H86ZM106 108V109H105ZM123 108V109H122ZM148 108V109H147ZM89 110L88 111V114H92V112H93V115L92 116H88V114L87 113H85V114H83L81 117H80V115H79V113H78V115H79V118L81 119V120H79V122L78 123H76L77 121V118H76V115H75V112L77 111V112H79V111H82V112H85L84 110ZM96 109V110H95ZM108 109V110H107ZM119 109V110H118ZM159 109V110H158ZM168 109H170L171 111L169 112L170 113V115H173L174 116V118L176 119V117L178 118V120L180 121V119L183 121H181V122H179V124L177 125V119L175 120V123L176 124H174L175 125V127H173L172 126V128L173 129H175V130H172L173 132H171V129L169 128V129H167V130H165V131H160L159 133H158V131H156V130H154L153 131V129H151V125L149 124V117H150V115H151V117L152 116H154L153 114H159V115H163V118H165V119H167V115L166 114H168L167 113V110ZM184 109V110H183ZM213 109H215L214 111H213ZM228 109H230V110H228ZM256 109V110H255ZM43 110H45L46 112H48L47 114H45L44 112H43ZM62 110H66V111H62ZM72 110V111H71ZM107 110V111H106ZM157 110V111H156ZM177 110H179V111H177ZM210 110V111H209ZM253 110V111H252ZM15 111V112H14ZM42 113V114H40V112ZM139 111H141V112H139ZM143 111V112H142ZM147 111H148V113H147ZM156 111V112H155ZM193 111V110H192ZM217 111V112H216ZM77 112H76V114H77ZM95 112V113H94ZM139 112V113H138ZM180 112V113H179ZM189 112V113H188ZM220 114V115H218L217 117H215L214 115L216 114ZM227 112V113H226ZM248 112V113H247ZM260 113L259 115L257 114V113ZM17 113V114H16ZM52 113H55V114H52ZM72 113V114H71ZM142 113H146V114H148L147 116H142L141 114ZM195 113V111H193V113L192 114H194ZM33 114V115H32ZM59 114V115H58ZM107 114V115H106ZM110 114V115H109ZM189 114V115H188ZM254 114V115H253ZM26 115L28 116V117H26ZM36 115V116H35ZM54 115V116H53ZM74 115V116H73ZM102 115H104V116H102ZM164 115H166V116H164ZM170 115H168V116H170ZM237 115V116H236ZM259 116V117H257V116ZM56 116H57V118H56ZM72 116V117H71ZM84 116V117H83ZM111 116V117H110ZM116 116V117H115ZM149 116V117H148ZM183 116V117H182ZM249 116V117H248ZM25 117H26V119H25ZM52 117V118H51ZM89 117H90V119H89ZM95 117H96V119L98 118V117H101V118H99L100 120L101 119H106L107 120V118H111L112 119V125L110 126V129L112 130V133H116V136L114 137V139L116 140H113L112 142L114 143H112V144H110L111 142H108V148L106 147V151H105V147H103L104 145H95L96 143H94V141H86L87 139H84L83 138V136L84 135H89V132H90V134L91 133H93V132H101L102 130L101 129H103V127L101 126H99V125H95V126H93L94 124H93V122H94V119H95ZM103 117V118H102ZM114 117V118H113ZM146 117V118H145ZM185 117V118H184ZM215 118V120H212L211 121V119L210 118ZM249 119H248V118ZM16 118V119H15ZM22 118V119H23ZM28 118V119H27ZM56 118V119H55ZM58 118H62L64 121H62V125H61V128H60V126H59V128H58V126L57 125H55V123L54 122H56V120L58 119ZM74 118V119H73ZM94 118V119H93ZM144 118V119H143ZM212 118V119H213ZM216 118H218V120L216 121ZM242 118V119H241ZM250 118L252 119V120H250ZM260 120H259V119ZM7 119V120H6ZM53 119V120H52ZM109 119H108V122H109V124H110V121H111V119H110V121H109ZM117 119V120H116ZM136 119V118H135ZM145 119H146V122L147 123H144L145 122ZM171 119V118H170ZM186 119V120H187ZM221 119V120H220ZM231 119H235L236 121H234V122H231V123H229V121L231 120ZM27 120V121H26ZM120 120V121H119ZM144 120V121H143ZM168 120V119H167ZM247 120H249V121H247ZM25 121V122H24ZM124 121H123V123H124ZM188 121H190V120H188ZM209 121V122H208ZM219 121V122H218ZM242 121V122H241ZM118 122V123H117ZM121 122V123H120ZM212 122H214V123H212ZM224 124H223V123ZM246 122H248V123H246ZM260 122H261V125H260ZM12 123V124H11ZM64 123V124H63ZM208 123H209V125H208ZM211 123V124H210ZM219 123V124H218ZM222 123V124H221ZM228 123V124H227ZM243 123V124H242ZM253 123H254V125H253ZM257 123H259V124H257ZM9 124V125H8ZM68 126V127H65L66 125ZM168 124H172V121L170 120H168ZM195 124H196V126H195ZM200 124H202V127H201V125ZM215 124H218V125H215ZM226 124V125H225ZM237 124V125H236ZM13 125V126H12ZM147 125V126H146ZM183 125V126H182ZM206 125H208V127L206 126ZM230 125H232L231 127H227V126H230ZM238 125L240 126V127H238ZM244 125V126H243ZM249 125V126H248ZM263 125V126H262ZM18 126V127H17ZM22 126V127H21ZM55 126H57V127H55ZM85 126V127H84ZM88 126V127H87ZM97 126V127H96ZM99 126V127H98ZM178 126V127H177ZM179 126H181V127H179ZM191 126V127H192ZM199 126V127H198ZM211 126H212V128H211ZM219 126V127H218ZM223 126H226V127H223ZM257 126V127H256ZM9 127V128H8ZM10 127H12V128H10ZM87 127V128H86ZM93 127V128H95V129H91V128ZM178 129H177V128ZM195 127V128H194ZM210 127V128H209ZM236 127V128H235ZM238 127V128H237ZM256 127V128H255ZM18 128V129H17ZM62 128H64V129H62ZM66 128V129H65ZM90 128V129H89ZM115 128V129H116ZM153 128V127H152ZM180 128V129H179ZM231 128V129H230ZM252 128V129H251ZM229 129V130H228ZM257 131L258 129L260 130V132H259V130L256 132L255 130ZM18 130V131H17ZM117 130H118V128H117ZM153 132H152V131ZM189 130V131H188ZM197 130V132H195ZM205 130V131H204ZM235 130V131H234ZM250 130H252V131H250ZM253 130H254V132H253ZM69 131V132H68ZM86 131V132H85ZM178 133H177V132ZM182 131V132H181ZM231 131V132H230ZM248 131V132H247ZM263 133H262V132ZM12 132V133H11ZM61 132V133H60ZM141 132V133H140ZM164 132V133H163ZM195 132V133H194ZM201 132V133H200ZM258 132L260 133V135H258ZM114 133V134H115ZM149 133V134H148ZM169 133V134H168ZM172 133V134H171ZM176 133V134H175ZM191 135H190V134ZM206 133V134H205ZM249 133V134H248ZM254 133H255V136H254ZM44 136H43V135ZM69 134V135H68ZM77 134H80V135H77ZM119 134V135H118ZM122 134V133H121ZM163 134V135H162ZM186 134V135H185ZM198 134V135H197ZM202 134H204L203 136H202ZM232 134V135H231ZM234 134V135H233ZM246 134V135H245ZM41 135V136H40ZM55 135H61V137L62 136H64L65 138H63L62 137V140L61 141H58V140H54V138L56 137ZM137 135L139 136V137H137ZM228 135V136H227ZM245 135V136H244ZM252 135L254 136V137H252ZM256 135H258V137L256 136ZM264 135V134H263ZM16 136V137H15ZM80 136H82V138H80ZM120 136V137H119ZM131 136V135H130ZM146 136V137H145ZM183 136L185 137V138H183ZM211 136V137H210ZM227 136V137H226ZM229 136H231V137H229ZM14 137V138H13ZM38 139H42L43 141H44V143L42 144V146L39 148L38 146H36V145H31V146H29L28 148L29 149H26V147H25V144L26 145H29V143H30V141H32V140H38ZM46 137V139H44ZM54 137V138H53ZM67 137V138H66ZM72 137V138H71ZM74 137V138H73ZM77 137V138H76ZM152 137H155L156 138V143L155 144H153V145H150V141H151V138ZM174 138L173 140H174V142L172 141V140H170L169 141V139L170 138ZM181 137V138H180ZM192 137V138H191ZM205 137V138H204ZM245 137V138H244ZM248 137H250V138H248ZM258 139H257V138ZM263 137V136H262ZM134 138H136V139H134ZM218 138V139H217ZM233 138H235V139H233ZM237 138V139H236ZM247 138V139H246ZM56 139V138H55ZM67 139H68V141H67ZM121 139V140H120ZM132 139V138H131ZM150 139V141L149 142H147L148 144H146L145 142H146V140H149ZM165 139V140H164ZM168 139V140H167ZM189 139V140H188ZM211 139V140H210ZM214 139V140H213ZM216 139V140H215ZM257 139V140H256ZM262 139H264V137L262 138ZM261 139V140H262ZM48 141V142H45V141ZM234 140V141H233ZM235 140H237V141H235ZM245 140V141H244ZM54 141H55V145L57 144V147H55V146H53V148L54 149H56V151L55 150H53V148L51 147V145L54 143ZM57 141V142H56ZM67 141V142H66ZM119 141V142H118ZM214 141L216 142V143H214ZM247 141V142H246ZM249 141V142H248ZM251 141V142H250ZM257 141V142H256ZM61 142V144L60 145H58L59 143ZM64 142H66L65 144H64ZM88 142H92L93 144H91V143H88ZM117 142V143H116ZM170 142V143H169ZM213 142V143H212ZM254 142H255V144H254ZM28 143V144H27ZM50 143V144H49ZM52 143V144H51ZM72 144V146H71V144ZM73 143H74V145H73ZM87 145H86V144ZM119 143V144H118ZM133 143V142H132ZM143 143H144V145H143ZM185 143H187L186 145H184ZM218 143V144H217ZM253 143V144H252ZM44 144H45V146H44ZM84 144V145H83ZM146 144V145H145ZM166 144V146H163V145H165ZM168 144V145H167ZM221 144V145H220ZM224 144V145H223ZM48 145V146H47ZM89 145V146H88ZM112 145V146H111ZM188 145V148H189V146H190V148H192L193 150L192 151H194V152H192V151H190V152H192L193 154H197V155H194L192 158H194V159H192L191 160V162L193 161V163L194 164H196V168H192V167H190L191 165H189V166H187V164H189V162L190 161H188V160H190V159H185V151H181V152H179L180 154L182 153V155L180 156V160H178V162L176 161V160H173V161H175V165L171 162V161H169L168 159L170 158V155L175 151V150H177V149H183L182 147H185V146H187ZM196 145V146H195ZM215 145V146H214ZM220 145V146H219ZM86 146V147H85ZM94 146V147H93ZM103 148H102V147ZM111 146V147H110ZM144 146H146V147H144ZM168 146V147H167ZM176 146H178V147H176ZM195 146V147H194ZM250 146V147H249ZM33 148L32 149V151H31V148ZM51 148L52 150H53V152H51L52 150L51 149H49V148ZM83 147V148H82ZM92 147H93V149H92ZM148 147V148H147ZM151 147V148H150ZM155 149H154V148ZM164 147V148H163ZM167 148V150H166V148ZM181 147V148H180ZM210 147V148H209ZM213 147V148H212ZM215 147V148H214ZM220 147H222V148H220ZM25 148V149H24ZM37 148V149H36ZM96 148V149H95ZM101 148V149H100ZM177 148V149H176ZM211 148H212V150H211ZM35 149V150H34ZM41 149H44V150H41ZM46 149H47V151H46ZM82 149V150H81ZM89 149H91V151H94V153L95 154H99L98 156L96 155L95 157V159H96V161H95V159H90V162H89V160H88V162L89 163H87V162H84V164H82V165H86L87 167V169L85 168V166H82V167H78V170L80 171V172H84L85 173V175H89V176H92L94 173V175L93 176H95V175H98V173H100V172H102V173H100V175L101 176H104V178L102 177V178H100V182H97V181H99V179L98 180H96L95 182H94V185H91V186H89L88 185V189H86V186L85 185H82V182L81 183H79L78 181L79 180H75V179H77V178H75L74 177V180H73V178H67V177H65V175H64V177H63V180H62V178H60V181L62 182L61 183V185H63V186H61V191L59 190V192L58 191H56V193L54 192V194L56 195V197L53 199V201L52 202H56V203H54V204H57L58 205V203H59V205L60 206H55V205H53V208L52 207H48V205H49V203L47 202V200L46 199H48V198H46L45 200H46V204L45 205H42V206H40L39 205V203H38V201H43V199L46 197L45 195H43L44 194V189H41L40 188V186H38V185H36L35 183V181H34V178L35 179H38V177L39 176H37V174H36V176H34V174L32 173L31 174V171H30V169H29V165H28V163L29 162H31V163H29V164H32V165H38L39 167H41V169H43L42 170V172H41V169H38V171H37V173L39 172V170H40V172L42 173V174H44L43 175V177L45 178H47V179H49V178H53V177H55V174H56V172H58V171H60V170H63V168H65V169H69V167H70V161H72V160H74L76 157H80V156H82L83 154H82V152L83 153H85V151L84 150H89ZM99 149V150H98ZM144 149V150H143ZM154 149V150H153ZM157 149V150H156ZM196 149V150H195ZM233 149V150H232ZM26 150V151H25ZM27 150H30V152H27ZM41 150V151H40ZM49 150H50V152H49ZM96 150V151H95ZM103 150V151H102ZM139 150V151H138ZM166 150V151H165ZM171 150V151H170ZM205 150L207 151V150H209V151H207V153L208 152H210V153H208V154H210V155H204L202 152H205ZM211 150V151H210ZM227 150H228V152H230V154L227 152ZM246 150V151H245ZM25 151V152H24ZM42 151H44V152H42ZM98 151V152H97ZM178 151V150H177ZM214 151V152H213ZM46 152V153H45ZM57 152V153H56ZM104 152V153H103ZM109 152V151H108ZM171 152V153H170ZM238 152V153H237ZM244 152V153H243ZM43 153V154H42ZM50 153V154H49ZM52 153V154H51ZM56 153V154H55ZM104 156V157H102V155ZM166 153V154H165ZM191 153V154H192ZM225 153V154H224ZM228 153V154H227ZM231 153L233 154V155H235V157L233 156V157H231ZM257 153V154H256ZM263 153V154H262ZM26 154V155H25ZM45 154V155H44ZM179 154V155H180ZM185 154V155H184ZM239 154H241L240 156H243V157H246V159H249V164H248V162H247V164H246V162L244 163V162H239L240 160H239V158H238V156H239ZM256 154V155H255ZM39 155V156H38ZM41 155V156H40ZM44 155V156H43ZM55 155V156H54ZM111 155L113 156L112 158H111ZM155 155V156H154ZM212 155V156H211ZM223 155H225L226 156V158H225V156H223ZM229 155V156H228ZM250 157H249V156ZM252 155V156H251ZM27 156V157H26ZM101 158H100V157ZM131 156V157H130ZM146 156V157H145ZM152 158H151V157ZM196 156H198V157H196ZM201 156H209V158L208 157H206V159H205V157H201ZM227 156L230 158V159H235V160H230V159H228L227 158ZM37 157V158H36ZM45 157V158H44ZM98 157V158H97ZM155 157H157V158H155ZM259 159H258V158ZM111 158V159H110ZM124 158H127V160H130L131 158H132V160H130V161H128V163H127V160L125 159L124 160ZM150 158V159H149ZM160 158L163 160V162H164V164L162 165V166H164V168L163 169H161V170H164L163 171V173H161V174H163L162 176L165 178L163 181H156L157 180V177L159 176V174H156V172L157 173H159V170L160 169H158L157 167H160V166H157L156 164L158 163V159L160 160ZM168 158V159H167ZM187 158V157H186ZM202 158V159H201ZM222 158H225V159H222ZM254 158V159H253ZM31 159V160H30ZM104 159H105V161H104ZM141 159V160H140ZM143 159V160H142ZM147 159V160H146ZM181 159L183 160V161H181ZM238 159V160H237ZM119 160V161H118ZM206 161V163H205V161ZM223 160H226V162L227 161H229V164H231V166L229 165V166H227L226 164H225V162L223 161ZM258 160L260 161L259 163H256V162H258ZM28 161V162H27ZM37 161V162H36ZM135 161V162H134ZM138 161V162H137ZM144 161V162H143ZM149 161H152V163L151 162H149ZM168 161V162H167ZM202 161V162H201ZM235 161V162H234ZM25 162V163H24ZM114 162H116V163H114ZM131 162V163H130ZM170 162V163H169ZM204 162V163H203ZM224 164V167H222L223 165H222V163ZM33 163H35V164H33ZM86 163V164H85ZM97 163V164H96ZM119 163V164H118ZM135 163H137V164H135ZM138 163H139V165H140V167L142 168L141 170H139V169H133L131 166H132V164H133V166H135V165H137L138 166ZM143 163V164H142ZM145 163V164H144ZM149 163V164H148ZM208 163V164H207ZM238 163H240V164H238ZM47 164V165H46ZM114 164H118L117 166V169H116V165H114ZM220 164V165H219ZM23 165V166H22ZM61 165H63L62 167H60ZM105 165H107L106 167H105ZM128 165H129V167H128ZM151 165V166H150ZM172 165H174L173 167H172ZM180 165V166H179ZM208 165V166H207ZM216 165V166H215ZM234 165H236V166H234ZM241 165V166H240ZM11 166V167H10ZM19 166V167H18ZM44 166V167H43ZM105 168H103V167ZM122 166V167H121ZM155 166H157V167H155ZM162 166L160 167V168H162ZM171 166V167H170ZM187 166V167H186ZM198 166H199V168H198ZM206 166V167H205ZM218 166H219V168H218ZM16 167H18V168H16ZM68 167V168H67ZM120 167V168H119ZM125 167V168H124ZM201 167H204V168H201ZM226 167V168H225ZM240 167V168H239ZM242 167V168H241ZM262 167H264V164H263V166ZM46 168V169H45ZM49 168V169H48ZM80 168H82V170H83V168H84V171H82V170H80ZM115 168V169H114ZM122 168V169H121ZM124 168V169H123ZM156 168V169H155ZM171 170H170V169ZM239 168V169H238ZM252 168V169H251ZM120 169V170H119ZM129 169V170H128ZM131 169V170H130ZM153 169V170H152ZM179 169V170H178ZM203 169H204V171H203ZM208 169V170H207ZM213 169H219V170H225L224 171V173L222 174V178H220V175H219V178L217 177V175L218 174H216L215 173V177H214V175H210V174H212L211 172H210V170L212 171ZM262 169H264V168H262ZM26 170V171H25ZM27 170H28V172H27ZM85 170H86V172H85ZM100 170V171H99ZM136 170V171H135ZM156 170H158V171H156ZM30 171V172H29ZM48 171V172H47ZM50 171V172H49ZM53 171H54V173H53ZM78 171V172H79ZM123 171V172H122ZM144 171V172H143ZM207 171H208V173H207ZM113 172V173H112ZM150 172H151V174H150ZM198 174H197V173ZM248 172V173H247ZM253 172V173H252ZM29 173V174H28ZM41 173H38V174H41ZM90 173V174H89ZM92 173V174H91ZM131 173V174H130ZM169 173V174H168ZM192 173V174H191ZM196 173V174H195ZM249 173H250V175H249ZM252 173V174H251ZM258 173V174H257ZM26 174V175H25ZM50 174H52V176L50 175ZM79 174V173H78ZM80 174H83V173H80ZM121 174H123V175H121ZM130 174V175H129ZM204 174H206V175H204ZM240 175V176H242L241 178H240V180H241V182H239V178L238 179H235L236 178V175ZM255 174V173H254ZM4 175H6V176H4ZM30 175V176H29ZM54 175V176H53ZM106 175V176H105ZM116 175V176H115ZM142 175V176H141ZM170 175V176H169ZM185 175L187 176V179H186V177H185ZM202 175V176H201ZM210 175V176H209ZM234 175V176H233ZM21 176V177H20ZM32 176H34V178L32 177ZM41 176V175H40ZM169 176V177H168ZM247 176H248V178H247ZM249 176H251V177H249ZM252 176H254V177H252ZM29 177V178H28ZM30 177H32V178H30ZM129 177V178H128ZM145 177H147V178H145ZM202 177V178H201ZM214 177V178H213ZM228 177V178H227ZM235 177V178H234ZM0 178V179H1ZM145 178V179H144ZM156 178V179H155ZM174 178V179H173ZM198 178V179H197ZM206 178H208V179H206ZM249 178H250V180H249ZM252 178V179H251ZM10 179V180H9ZM115 179H116V181L119 179V181H117V182H115ZM204 179H206V181L204 180ZM227 179V180H226ZM229 179V180H228ZM250 181H248V180ZM254 179H256V180H254ZM14 180V181H13ZM28 180V181H27ZM34 181V183L33 182H31V181ZM124 180V181H123ZM148 180V181H147ZM166 180V182L168 183V184H166V182H164ZM186 180V181H185ZM194 180H199V181H197V182H201V181H204L205 183H206V185H208V184H210V186H211V184H212V187H210L209 185V187L211 188V189H208V190H204V192H202V194L198 197V195L196 196V195H194L193 193V197H195V198H192V195H191V193L190 192H192L191 190L193 189V184H195V183H193V182H195ZM238 180V181H237ZM244 180V181H243ZM245 180H247V181H245ZM252 180V181H251ZM5 181V182H4ZM75 181V182H74ZM78 183H77V182ZM110 181V182H109ZM112 181V182H111ZM140 181H144V182H146V184H147V186H149V187H152V189H157L155 192H151L150 190H146V188H141V191H140V188H138V186H137V183H139ZM156 181V182H155ZM211 181V182H210ZM253 181H254V183H253ZM14 182V183H13ZM119 182V183H118ZM174 182V183H173ZM192 182V183H191ZM234 182V183H233ZM238 182L240 183L239 185H238ZM243 182H248L247 183V185H246V183H245V185H243L244 183ZM252 182V183H251ZM104 183L106 184V185H108V187H110L109 188V191L107 192V191H102V187H104ZM115 183H117V184H115ZM159 183H161V184H159ZM163 183V184H162ZM187 183V184H186ZM221 183V184H220ZM17 184H19L20 185V187H18V189L17 188H15L16 186H18ZM74 184V185H73ZM110 184V185H109ZM136 184V185H135ZM156 184H157V186H158V184H159V186L158 187H156ZM170 184V185H169ZM174 184H176L177 185V187H176V185H174ZM214 184H215V186H214ZM226 184V185H225ZM34 185H36V186H34ZM76 185H78V186H76ZM105 185V186H106ZM155 185V188L153 187ZM15 186V187H14ZM38 186V187H37ZM135 186H136V188H135ZM168 186V187H167ZM189 186H190V188H189ZM214 186V187H213ZM63 187V188H62ZM84 187V188H83ZM94 187V188H93ZM172 187V188H171ZM187 187H188V189H187ZM192 187V188H191ZM237 187V189L238 190H235L234 188H236ZM245 189H244V188ZM250 187V188H249ZM254 187V188H253ZM262 187V188H261ZM11 188H12V190H11ZM22 189V190H20V189ZM93 188V189H92ZM137 188H138V190H137ZM161 188V189H160ZM168 188V189H167ZM180 188V189H179ZM247 188V189H246ZM252 188V189H251ZM82 189V190H81ZM92 189V190H91ZM172 189V190H171ZM175 189V190H174ZM184 189V190H183ZM187 189V190H186ZM234 189V190H233ZM13 190H14V193H12L13 192ZM17 190V191H16ZM90 190V191H89ZM162 190H168V191H170V195H171V197L169 198H164V196H163V191ZM186 190V191H185ZM241 190V191H240ZM12 191V192H11ZM21 191V192H20ZM39 191V192H38ZM41 191V192H40ZM74 191V192H73ZM80 191V192H79ZM135 191V192H134ZM137 191V192H136ZM189 191V192H188ZM235 191H237V192H235ZM247 191H249V192H247ZM25 192V193H24ZM27 192V193H26ZM43 192V193H42ZM78 192V193H77ZM83 192L84 193H88L86 196H85V194H83ZM184 192V193H183ZM213 192V193H212ZM11 193H12V195H11ZM19 193H21V194H19ZM34 193V194H33ZM61 193V194H60ZM158 193V194H157ZM264 193V192H263ZM262 193V195H263V199H264V194ZM36 194V195H35ZM53 194V193H52ZM79 194V195H78ZM111 194V195H110ZM153 194V195H152ZM182 194V195H181ZM216 194V195H215ZM228 194V195H227ZM231 194V195H230ZM251 194V195H250ZM30 195V196H29ZM60 195V196H59ZM89 195V196H88ZM116 195V196H115ZM152 195V196H151ZM173 195V196H172ZM248 195H250V196H248ZM261 195V196H262ZM11 196V197H10ZM43 196V197H42ZM121 196V197H120ZM143 196V197H142ZM157 196V197H156ZM202 196V197H201ZM223 196V197H222ZM246 196V197H245ZM261 196L259 197V199H261V200H259L258 201V197L256 198V200L257 201H255L254 202V212H258L257 214H262L263 212H264V209H262V208H264V200H262V198H261ZM9 197V198H8ZM15 197V198H14ZM85 197V198H84ZM217 197V198H216ZM239 197H240V199H239ZM246 199H245V198ZM11 198V199H10ZM28 200H27V199ZM34 198H36L37 199V203L35 204L34 202ZM43 198V199H42ZM57 198V200H55ZM80 198H82L81 200H80ZM111 198V199H110ZM131 198V199H130ZM201 198V199H200ZM224 198V199H223ZM8 199V200H7ZM23 199V200H22ZM26 199V200H25ZM35 199V200H36ZM38 199H40V200H38ZM92 199V200H91ZM133 199V200H132ZM136 199V200H135ZM162 199V201H159V200H161ZM169 201H168V200ZM173 199V200H172ZM175 199V200H174ZM141 200V201H140ZM176 200H178L177 202H176ZM12 201V202H11ZM34 201V202H33ZM92 201H94V202H92ZM131 201H134V203H135V201H136V203H137V201H138V203H137V206L135 205L134 206V208H133V206L130 204L129 205V203L131 202ZM140 201V202H139ZM144 201V202H143ZM179 201H181V202H179ZM189 201V203L190 204H188L187 202ZM195 201V202H194ZM215 201H218L216 204L214 203ZM231 201V202H230ZM260 201H263V202H261L260 203ZM9 202V203H8ZM11 202V203H10ZM92 202V203H91ZM114 202H116V204L114 203ZM118 202V203H117ZM122 203V204H120V203ZM129 202V203H128ZM147 202V203H146ZM174 202V203H173ZM182 202H184L183 204H182ZM209 203V204H207V203ZM23 203V204H22ZM60 203H62V205L60 204ZM110 205H109V204ZM160 203V204H159ZM177 203H178V205L181 207L182 205L184 206V208L182 207V209L180 208V207H178V205H177ZM185 203H187V204H185ZM218 203H220L219 204V206H221L222 208L225 206L226 207V211L228 210V214L226 213V212H224V213H222V214H220L219 216L222 218V220L218 223V222H215V221H217V219H218V213H214V215H211V217H210V214L208 215L207 214V211H208V208L209 207H207V206H216V205H218ZM2 204V205H1ZM16 204H18V205H16ZM91 204V205H90ZM194 204V205H193ZM200 204V205H199ZM227 204H228V206H227ZM233 204V203H232ZM257 204V205H256ZM64 205V206H63ZM79 205V206H78ZM82 205V206H81ZM89 205V206H88ZM109 205V206H108ZM121 205V206H120ZM159 205V206H158ZM97 206V207H96ZM99 206V207H98ZM113 206H114V208H113ZM128 206V207H127ZM131 206V207H130ZM147 206V207H146ZM152 206H153V208H152ZM168 206V207H167ZM185 206L187 207H189V211L187 210V209H185ZM256 206V207H255ZM17 207V208H16ZM34 207V208H33ZM49 208V211H50V213L53 215V217H52V215L50 214V219H48L49 221H39V223H38V220H34V219H32V220H30V215L32 214V213H37V212H40V210H42L43 208ZM54 207H56V208H54ZM64 208V209H62V208ZM69 209V211H72L70 214L68 213V210L66 209ZM69 207V208H68ZM72 208V210H71V208ZM86 208L87 209V211H86V209H84V208ZM92 207V208H91ZM108 207H109V210H107L108 209ZM111 207V208H110ZM122 207H125V209H126V211H125V209L124 208H122ZM140 207H141V210H138V208L140 209ZM149 207V208H148ZM150 207H151V209H150ZM156 207V208H155ZM157 207H158V209H157ZM169 208V209H171V207L172 208H174L175 209V207L177 208L176 210H178V211H176V213H174V214H172L173 216H170L169 215V217L167 216V214L165 213L166 211H164L163 209L164 208ZM234 207V208H233ZM16 208V209H15ZM60 208V211L58 210ZM75 208V209H74ZM106 208V209H105ZM117 208V209H116ZM123 209V210H118V209ZM147 208V209H146ZM196 208H198V210L196 209ZM211 208V207H210ZM255 208H256V210H255ZM51 209V210H50ZM90 209V210H89ZM112 209V210H111ZM127 209H129V211L130 212H127L128 210ZM184 209L187 211H184ZM54 210V211H53ZM81 210H83V211H85L86 212V214L84 215V217H80V219H78L77 220V222H73V224L75 225L76 224V227H73L74 225L73 224H69L68 223V221H67V219L69 218V216H71L72 214H76V213H78V212H82ZM93 210V211H92ZM116 210H117V212H116ZM133 210V211H132ZM181 210H183V211H181ZM206 210V211H205ZM234 210H237L236 212L237 213H239V211L241 212H245V213H247V212H249V213H247V214H241V213H239V214H241L243 217H244V223H243V227H244V224H245V227L243 228L244 230H246L245 231V234H244V232L242 231V236H243V239L245 240H243L244 242H240L239 243V240L242 238V236H241V238H239V237H237L236 238V236L234 235L232 238H231V236H230V233L231 232H233V231H235L236 229V231H238V230H240V227L238 226H236L235 225V227H237V228H235L234 227V225H231V224H226L225 223V221L227 222V220H229L230 219V217L232 216V215H234L235 213H233V212H235ZM14 211V212H13ZM58 211V212H57ZM65 211V212H64ZM78 211V212H77ZM125 211V212H124ZM144 211V212H143ZM146 211V212H145ZM157 211V212H156ZM159 211H161V212H159ZM181 211V212H180ZM95 212V213H94ZM114 212V213H113ZM136 212V213H135ZM159 212V213H158ZM193 212V213H192ZM61 213H63V214H61ZM67 213V215H65ZM107 213H108V215H107ZM119 213H121V214H119ZM160 213H162V214H160ZM183 213V214H182ZM186 213V214H185ZM233 213V214H232ZM30 214V215H29ZM114 214V215H113ZM124 214V215H123ZM136 214V215H135ZM154 214V215H153ZM155 214H157V215H155ZM159 214V215H158ZM180 214H182V215H180ZM199 216H198V215ZM203 214L204 215H208L207 217L205 216H203ZM57 215H59V216H57ZM179 215V216H178ZM197 215V216H196ZM216 215V216H215ZM247 215V216H246ZM92 216V217H91ZM111 217V219L109 220L111 223H112V221H113V223L108 227V225H103V224H100L101 222H100V219L102 220L103 218H107V217ZM125 218H124V217ZM144 216V217H143ZM154 216V217H153ZM155 216H156V218H155ZM201 216V217H200ZM215 216V217H214ZM223 216V217H222ZM225 216V217H224ZM152 217V218H151ZM178 217H181V218H178ZM196 217V218H195ZM202 217H204V218H206V221L207 222H203V220L201 219ZM210 217V218H209ZM219 217V218H220ZM246 217H250L249 219L248 218H246ZM52 218V219H51ZM129 218V219H128ZM131 218V219H130ZM147 218H148V220L150 219V220H153L154 218L157 220H153V223H158V224H153L152 225V227L150 226V227H145V225L144 226H142V227H140V226H138V227H140V228H137L136 229V227H135V225H136V223L137 222H139V221H145V220H147ZM177 219L176 220V222H174L175 221V219ZM227 218V219H226ZM56 219V220H55ZM88 219V220H87ZM125 219V220H124ZM197 219H199V220H197ZM208 219V220H207ZM211 219V220H210ZM215 219V220H214ZM226 219V220H225ZM252 219V220H251ZM85 220V221H84ZM132 220V221H131ZM160 220H165V221H160ZM201 220H202V222H201ZM214 220V222H212ZM28 221V222H27ZM33 221V222H32ZM61 221V222H60ZM66 221H67V223H66ZM99 221V222H98ZM126 221V222H125ZM135 221H137V222H135ZM205 221V220H204ZM35 222H36V224H35ZM87 222H88V224H87ZM116 222V223H115ZM131 222V223H130ZM159 222H160V224H159ZM172 222V223H171ZM180 222V223H179ZM197 222H198V224H197ZM203 223V224H201V223ZM211 222V223H210ZM24 223V224H23ZM53 223V224H52ZM57 223V224H56ZM60 223V224H59ZM125 223H126V226H125ZM206 223V224H205ZM222 223H225V224H223L222 225ZM13 224V225H12ZM14 224H16V225H14ZM30 224V225H29ZM68 224V225H67ZM78 224L80 225V226H78ZM85 224H87V225H85ZM95 224V225H94ZM98 224V225H97ZM162 224H164V225H162ZM169 224V225H168ZM194 224V225H193ZM195 224H196V226H195ZM212 224V225H211ZM215 224H219V227H220V225H221V227H222V229L220 228V229H218V228H215L214 229V227H216L215 226ZM37 225V226H36ZM61 225V226H60ZM64 226V229L67 227V228H69V230L66 228L65 230L63 229V226ZM73 225V226H72ZM124 225V226H123ZM157 225H158V228H157ZM165 225H166V227H165ZM178 225V226H177ZM183 225V226H182ZM191 225V226H190ZM205 225V226H204ZM208 225V226H207ZM212 227H211V226ZM230 225V226H229ZM14 226V227H13ZM23 226H27L28 227V229L27 230H25V231H21V229H20V231L18 230L19 228H21V227H23ZM48 226V227H47ZM102 226V227H101ZM107 226V227H106ZM120 226H121V228H120ZM129 226V227H128ZM163 226H164V228L166 229V228H168V227H170V228H168V229H166V231H165V229L163 228ZM186 226V227H185ZM214 226V227H213ZM228 228H226V227ZM232 226H233V228H232ZM255 226V227H254ZM37 227V228H36ZM53 227H55L56 229H61L60 230V232H62V233H59V234H61V235H58V240H57V238H55L54 237V235H52L51 233L55 230V228H53ZM101 227V228H100ZM106 227V228H105ZM135 227V228H134ZM145 227V228H144ZM178 227V228H177ZM204 227H205V229H204ZM209 227V228H208ZM259 227V228H258ZM34 228H35V230H34ZM51 228H53V229H51ZM119 230H118V229ZM155 230H154V229ZM162 228V229H161ZM226 230H228V231H224L225 229ZM231 228L233 229V230H231ZM235 228V229H234ZM246 228V229H245ZM41 229V230H40ZM49 229H51V230H49ZM74 229V230H73ZM86 229V230H85ZM100 229H101V232H104V234L102 233V239L101 238H98V239H96L95 238V236H96V231H99L100 232ZM116 229V230H115ZM170 229V230H169ZM174 229V230H173ZM198 229H200V230H198ZM204 229V230H203ZM36 230H38V231H40V232H36ZM68 230V231H67ZM71 230H73V231H71ZM85 230V231H84ZM127 230V231H126ZM163 230V231H162ZM196 230H197V232H196ZM220 230H221V232H222V230H223V233H221L220 234ZM75 231V232H74ZM152 231V232H151ZM186 231V232H185ZM208 231H210V232H208ZM212 231V232H211ZM218 231V232H217ZM261 231V232H262ZM30 232V233H29ZM107 232V233H106ZM129 232V233H128ZM158 234H157V233ZM164 232V233H163ZM196 234H195V233ZM200 232V234L202 233H205L204 235H206L205 237H202L201 239L199 238V236H197V235H200V234H198ZM208 232V233H207ZM214 232H216V233H214ZM224 232H225V234H224ZM228 232V233H227ZM257 234H256V233ZM93 233V234H92ZM106 233V234H105ZM111 233V234H110ZM113 233V234H112ZM145 233V234H144ZM147 233V234H146ZM148 233L149 234H151V235H148ZM157 235H156V234ZM163 233V234H162ZM171 233V235H169ZM188 233V234H187ZM216 234V235H214V234ZM253 233H254V235H253ZM54 234V233H53ZM64 234V235H63ZM67 234V235H66ZM90 234V235H89ZM110 234V235H109ZM120 234V235H119ZM167 234V235H166ZM215 236L214 238H212L213 237V235ZM225 235L227 238H225V236L223 237V235ZM244 234V235H243ZM29 235V236H28ZM63 235V236H62ZM76 235V236H75ZM126 235V236H125ZM131 235V236H130ZM136 235V236H135ZM168 235H169V237H168ZM45 236V237H44ZM66 237L67 239H69V240H75V244L77 245V247L79 246L78 244H82L83 242L86 244V242H90L89 243V246H90V251L91 252H87L88 253V255H86L87 253H83L79 258H74L75 256H73V255H75V253L74 252H71V250L69 249V250H67V246L64 244V242H62L61 243V240H60V238L59 237ZM72 236H74V237H72ZM91 237V238H89V237ZM128 236H130V237H128ZM148 236H150V238H148ZM156 236V237H155ZM161 236H163V237H165V236H167V239L168 240H166V238H164V240H166V241H164L163 240V237H161ZM173 236H175V237H173ZM220 236V237H219ZM32 237V238H31ZM36 237L37 238H39V237H44V238H40L41 239V241H43L42 242V245L41 244H39V243H37L38 241H36L37 239H36ZM54 237V238H53ZM116 237V238H115ZM124 237V238H123ZM133 237V238H132ZM135 237H137V238H135ZM147 237V238H146ZM181 237V238H180ZM198 237V238H197ZM223 237V238H222ZM228 237H229V239H228ZM245 237V238H244ZM1 238H3L2 240H1ZM50 238V239H49ZM74 238V239H73ZM88 238H89V240H88ZM94 238V239H93ZM139 238V239H138ZM172 238H173V240H172ZM212 238V239H211ZM239 238V239H238ZM56 239V240H55ZM79 239H81V240H79ZM86 241H85V240ZM99 239H101V240H99ZM116 239V240H115ZM133 239L135 240V242H136V244H135V242L131 245L130 244V246H131V248L130 247H126L127 245V242L126 241H128V243L132 240L133 241ZM154 239V240H153ZM159 239H161V240H159ZM226 239H228V240H226ZM234 239V240H233ZM235 239H238V240H236V242H235ZM7 240V241H6ZM49 240V241H48ZM84 240V241H83ZM103 240V241H102ZM137 240V241H136ZM157 240V241H156ZM175 240V242L177 243H175V242H173ZM183 240V241H182ZM207 240H210V242L209 241H207ZM226 240V241H225ZM50 241H51V243H50ZM58 241V242H57ZM80 243H79V242ZM99 241V242H98ZM119 241H120V244H119ZM124 241V242H123ZM148 243H147V242ZM197 241V242H196ZM204 241H206V243L204 242ZM213 241V242H212ZM230 243H229V242ZM234 241V243H232ZM260 241V242H259ZM3 242H4V244H3ZM13 242V243H12ZM19 242V243H18ZM26 242V243H25ZM54 242V243H53ZM96 242V243H95ZM97 242H98V244H97ZM112 242V243H111ZM123 244H122V243ZM139 242V243H138ZM143 242H145V244L143 243ZM183 242V243H182ZM201 242H202V244H201ZM227 242V243H226ZM248 242V243H247ZM7 243V244H6ZM8 243H10V244H8ZM15 243V244H14ZM31 243V244H30ZM93 243H95V244H93ZM125 243V244H124ZM149 243H150V247H149ZM169 243V244H168ZM174 243V244H173ZM189 245H188V244ZM218 243V244H217ZM231 243H232V245H231ZM252 243H255V245L253 244L252 245ZM24 244V245H23ZM44 244V245H43ZM49 244V245H48ZM57 244V245H56ZM91 244V245H90ZM108 246H107V245ZM164 244V245H163ZM195 244H196V246H195ZM226 244H227V246H226ZM230 244V245H229ZM250 244H251V246L253 247H255V248H252L251 246H250ZM28 245V246H27ZM35 245V246H34ZM95 245H96V248H95ZM155 245V246H154ZM157 245V246H156ZM162 245V246H161ZM167 245V246H166ZM176 247H175V246ZM185 245H186V247H185ZM198 245H200L199 247H198ZM229 245V246H228ZM235 245V246H234ZM241 247H240V246ZM246 245H248L249 246V248H248V246L245 248V246ZM257 245H258V247H257ZM8 246V247H7ZM41 246H43V247H41ZM100 246V247H99ZM125 246V247H124ZM134 246V247H133ZM137 246V247H136ZM139 246H141V248L139 247ZM179 246H181V247H179ZM232 246V247H231ZM239 246V247H238ZM244 247V249H243V247ZM22 247H24V248H22ZM35 247V248H34ZM77 247H75V250L77 249ZM92 247V248H91ZM115 247H116V249H115ZM122 247V248H121ZM133 247V248H132ZM139 247V248H138ZM147 247V248H146ZM172 247V248H171ZM184 247V248H183ZM190 247V248H189ZM203 247V248H202ZM215 247H216V249L217 250H215ZM24 249V250H21V251H19L20 249ZM32 250H31V249ZM59 248V249H58ZM101 248V249H100ZM118 248H120V249H118ZM149 248H150V250H151V252H152V255H150V256H145V255H143V254H145V252H147L148 250H149ZM179 248V249H178ZM189 248V249H188ZM199 248V250L202 248V251L200 250H198V251H196L197 249ZM237 248V249H236ZM240 250H239V249ZM244 250H242V249ZM247 248H248V250H249V252L247 251ZM259 248V249H258ZM44 249H45V251H44ZM95 249V250H94ZM126 249H128V250H126ZM145 249V250H144ZM161 249H162V257H161V253H160V251H161ZM175 249V250H174ZM207 249V250H206ZM251 249V250H250ZM257 249V250H256ZM35 250V251H34ZM126 250V251H125ZM189 250V251H188ZM226 250V251H225ZM233 250V251H232ZM237 250H239V251H237ZM60 251V252H59ZM99 251V252H98ZM136 251V252H135ZM173 251V252H172ZM183 251H184V253H183ZM223 251H225V252H223ZM241 251V252H240ZM246 251V252H245ZM252 251H254V253L252 252ZM19 252V253H18ZM60 254H59V253ZM63 252V253H62ZM65 252V253H64ZM70 252V253H69ZM130 252V254H128ZM141 252V253H140ZM144 252V253H143ZM233 252V253H232ZM35 253V254H34ZM72 253V254H71ZM159 253V254H158ZM171 253V254H170ZM197 253V254H196ZM226 253H227V255H226ZM240 253V255H239V258H243V260L241 259H238L237 260V258H238V254ZM251 253V254H250ZM31 254V255H30ZM96 254V255H95ZM103 254V255H102ZM202 254V255H203ZM229 254H231L233 257L232 258H234L233 260L235 261V262H232L231 260V255H229ZM245 254V255H244ZM249 254V255H248ZM253 254H254V256H253ZM6 255V256H5ZM7 255H9V256H7ZM28 255H30V256H28ZM42 255V256H41ZM60 255V256H59ZM138 255H140V256H138ZM165 255V256H164ZM235 255H236V257H235ZM242 255H243V257H242ZM36 256V258H33V257H35ZM62 256V257H61ZM69 258H68V257ZM142 256L144 257V258H142ZM184 258V259H182V257ZM226 256V257H225ZM229 256H230V259H229ZM249 258H248V257ZM252 256V257H251ZM72 257V258H71ZM136 257H138V258H136ZM140 257V258H139ZM148 257V258H147ZM181 257V258H180ZM199 257V258H198ZM217 257V256H216ZM33 258V259H32ZM38 258V259H37ZM42 258V259H41ZM52 258H56L55 260L54 259H52ZM136 258V259H135ZM146 258H147V261H146ZM224 258H222V259H219V261H223V259ZM48 259H50V260H48ZM66 259V260H65ZM97 259H99V260H97ZM104 259V260H103ZM127 259V260H126ZM138 259V260H137ZM142 259H143V262H142ZM180 259V260H179ZM32 260V261H31ZM39 260V261H38ZM58 260H60V261H58ZM92 260H94V261H92ZM97 260V261H96ZM139 260H141V261H139ZM54 261V262H53ZM71 261V262H70ZM101 261V262H100ZM175 261V262H174ZM212 261V262H211ZM221 261V262H222ZM31 262H33V263H31ZM44 262V263H43ZM56 262V263H55ZM79 262V263H78ZM129 262V263H128ZM140 262V263H139ZM158 262H160V263H158ZM226 262V263H225ZM220 264H223V263H220Z\"/></svg>","mask_w":264,"mask_h":264},{"label":"bare ground","instance_id":"6f19581e","mask_svg":"<svg viewBox=\"0 0 264 264\" xmlns=\"http://www.w3.org/2000/svg\"><path fill=\"white\" fill-rule=\"evenodd\" d=\"M35 2V3H33V4H37V5H33V4H31L32 2ZM43 0H26L25 2H26V4L24 3V7H22L21 8V10L23 11V13L22 14H24V13H26V12H31V13H29L30 15L32 14V12H33V10L35 11L36 10V12L35 13H38L39 12V7H40V5H41V3L43 4V2H42ZM47 1V0H46ZM86 2H88V3H85L84 4V9H82V10H80V9H78L77 10V8H75L76 10H74V9H69V8H67V9H63V8H61V10L60 9H57L56 7V9L55 8H53V6L50 8L49 6V9L47 10L46 9V11H43V12H41L40 14L41 15H39V18H40V20L41 21H43L45 24H46V22H50V18H51V14H56V15H62L63 16V18L64 19H68L67 20V22L68 21H70L72 18L74 19V17H80L81 18V20H82V22L81 23H83V21L85 22V20H86V17H88L87 15L85 16V14H87L86 13V11L88 12L89 10H92L93 8H95L96 6L98 7V4L100 5V0H85ZM115 1V0H114ZM118 1V0H117ZM117 1H115V2H117ZM120 2V4H119V6H120V9H124V8H122V7H128L126 4V1H125V6H122L121 7V5L123 4L124 5V3H122L123 2V0H119ZM122 1V2H121ZM128 1V0H127ZM136 1V0H135ZM141 1V0H140ZM143 1V0H142ZM165 1V0H164ZM164 1L162 2L161 0L160 1H158V2H160V3H162L163 5L162 6H166L167 4H164ZM181 1V0H180ZM186 1V0H185ZM191 1V0H190ZM203 1V0H202ZM205 1V0H204ZM204 1H203V3H204ZM235 1V0H234ZM238 1V0H237ZM260 1H263V0H241V4H240V2L238 3L237 2V4H240L241 5V7H244V6H251L252 4H254V3H259V5H260ZM37 2V3H36ZM50 2V1H49ZM110 2V1H109ZM112 2V1H111ZM134 2V1H133ZM192 2V1H191ZM190 2V3H191ZM211 2V1H210ZM209 2V3H210ZM236 2V1H235ZM18 3V2H17ZM17 3H15V5H17ZM48 3V2H47ZM142 3V2H141ZM166 3V2H165ZM183 3V2H182ZM206 3V2H205ZM212 3V2H211ZM7 4H12V5H14V3H13V0H0V6H4L5 5V7L7 8V6H9V5H7ZM38 4H39V6H38ZM44 4H46L45 2H44ZM43 4V5H44ZM105 4V3H104ZM112 4V3H111ZM114 4V7H115V3H113ZM131 4V3H130ZM138 4H139V2H138ZM198 4V3H197ZM12 5H10V6H12ZM19 5H21V4H19ZM49 5V4H48ZM52 5V4H51ZM118 5V4H117ZM155 5V4H154ZM190 5V4H189ZM38 6V7H37ZM42 6V5H41ZM74 6V5H73ZM101 6V5H100ZM99 6V7H100ZM131 6H132V4H131ZM150 6V5H149ZM159 6V5H158ZM187 6V5H186ZM255 6V5H254ZM253 6V7H254ZM263 6V5H262ZM18 7V6H17ZM16 7V8H17ZM35 7L36 8H38V9H35ZM109 8V10L108 11H110L111 9V7H113V5L110 7V6H108ZM118 7V6H117ZM171 7V6H170ZM174 7V6H173ZM240 7V8H241ZM47 8V7H46ZM65 8V7H64ZM74 8V7H73ZM125 8V9H126ZM129 8V7H128ZM132 8V7H131ZM153 8V7H152ZM162 8H165V7H162ZM176 8V7H175ZM217 8V7H216ZM235 8V7H234ZM258 7H257V5L255 6V9H257ZM260 8H261V6H260ZM13 9V8H12ZM20 9V7H18V11H20L19 10ZM44 9V8H43ZM98 9V8H97ZM115 9V8H114ZM118 9H119V7H118ZM156 9V8H155ZM170 9V8H169ZM168 9V10H169ZM193 9V8H192ZM200 9V7L199 6H194V9L192 10V12H191V9H190V12L189 13H195V15H197L198 17L200 16L201 18L203 17V16H205V14H204V10H205V8H203V7H201V9ZM250 9H251V7H250ZM255 9H254V11H255ZM9 10V8L7 9V10H4V11H8ZM38 10V11H37ZM112 10H113V8H112ZM150 10V9H149ZM149 10H147V12L149 11ZM151 10H153V9H151ZM160 10V9H159ZM162 10V9H161ZM164 10V9H163ZM168 10H165V11H163V12H166L165 13V18H167V20H168V24L164 27V29H165V32L167 31V30H170V31H168L167 33H170L171 34V32L173 33H175V31L174 30H178V29H176L177 28V26L179 25H177L176 24V21L175 20H180V19H175L176 17H174V16H177V13H176V15H175V13L173 14V9H170L169 11ZM179 10V9H178ZM188 9H186V11H187ZM214 10H216V9H214ZM214 10H213V12H214ZM223 10V8H221L220 7V9L218 10V15H219V18L221 17L220 16V14L222 15L223 14V12H221ZM245 10V9H244ZM243 10V11H244ZM4 11H2L3 13H4ZM12 11V10H11ZM7 12V14L6 15H4L5 17H6V20H5V22L3 21V23L5 24L4 26H3V28L4 29H2L1 28V30H0V32H1V34H3L4 35V37L6 36V37H11L10 39V43L8 42V41H5V44H4V47L3 48H1L0 47V50H2L3 51V55H4V59L6 60V58H7V60L9 59V55H11L13 52L14 53H16L15 51H13L16 47H18V46H16L17 44H19V42L21 41V40H18L17 39V41H18V43H16V45H14V43H12L14 40L16 41V38L17 37H14L15 39H13V36L14 35H18V34H16V32H18L19 33V31H22V30H24V29H26V27L27 26H23V29H22V27H20V26H18V27H16V24H17V20H19L22 16H24V15H22L21 14V17L19 16L20 14L19 13H21V12H18V11H15V12ZM14 11V10H13ZM94 11V10H93ZM106 11V10H105ZM118 11V13H119V10H117ZM142 11V12H141ZM141 11H139V14H140V16L139 15H136L138 18H140V19H142V18H144L145 16V14L147 13L146 12V10L144 11V10H142L141 9ZM182 11H183V13H182ZM229 11H230V9H229ZM254 11H252V12H254ZM258 11V10H257ZM83 12H85V14L83 13ZM111 12H113V11H111ZM116 12V11H115ZM134 12V11H133ZM163 12H162V16L164 15L163 14ZM221 12V13H220ZM241 12V11H240ZM256 12V11H255ZM34 13V12H33ZM82 13H83V16H82ZM89 13V12H88ZM118 13H115V16L118 14ZM160 13V12H159ZM185 13H187V12H185L184 10H181L180 11V13H179V17L181 18ZM210 13V12H209ZM217 13H215V14H213V16L214 15H216ZM220 13V14H219ZM257 13V12H256ZM262 13V12H261ZM5 14V13H4ZM28 14V15H29ZM39 14V13H38ZM37 14V15H38ZM161 14V13H160ZM181 14H182V16H181ZM232 14H235L234 12L232 13ZM252 14V13H251ZM258 14V13H257ZM1 15V14H0ZM29 15V16H30ZM90 15V14H89ZM111 15H112V13H111ZM147 16V18L145 17V19H142V20H144L145 22H146V24H148L147 23V20H148V22L150 21V17H148V14H146ZM194 15V14H193ZM228 15V14H227ZM236 15V14H235ZM235 15H233V16H235ZM240 15V14H239ZM238 15V16H239ZM260 15V14H259ZM261 15H263V14H261ZM260 15V16H261ZM17 16H19V18L17 17ZM62 16H61V18H62ZM135 16V15H134ZM187 16V15H186ZM210 16H212V15H210ZM238 16L237 17H235V18H233V19H238ZM256 16V15H255ZM5 17H3V18H5ZM17 17V20L16 21H14V19ZM27 17V16H26ZM32 17V16H31ZM99 17H100V15H99ZM106 17V16H105ZM133 17V16H132ZM155 17V19L157 18L156 16H154ZM153 17V15H152V18L151 19H153L154 18ZM173 17H174V19L175 20H173ZM188 17V16H187ZM215 17V16H214ZM226 17V16H225ZM38 18V17H37ZM62 18V19H63ZM101 18V17H100ZM164 18V17H163ZM208 18H210V17H208ZM213 18V17H212ZM226 18H229V17H226ZM225 18V19H226ZM249 18V17H248ZM0 19H2V18H0ZM22 19H25V18H22ZM21 19V20H22ZM63 19V20H64ZM72 19V20H73ZM92 19V18H91ZM101 19H103V18H101ZM101 19H98V20H96L95 22H101L102 20ZM139 19V20H140ZM147 19V20H146ZM192 19V18H191ZM190 19V20H191ZM199 19V18H198ZM205 19V18H204ZM214 19V18H213ZM212 19V20H213ZM218 19V18H217ZM221 19H224V16H223V18L221 17ZM236 19V20H237ZM241 19V18H240ZM251 19V18H250ZM21 20L19 21L21 24H22V22H21ZM39 20V19H38ZM40 20H39V22H40ZM71 20V22H73ZM104 20V19H103ZM107 20V19H106ZM141 20V21H142ZM163 20V19H162ZM165 20V19H164ZM167 20H165V21H167ZM203 20V19H202ZM201 20V21H202ZM205 20H207V19H205ZM209 21V24H208V22L207 23H205V24H208L209 25V27H210V30H212V33H213V31H215V29L217 30L218 29V24H213V22H215L216 21V19H214L215 21ZM220 19H218L216 22H218ZM239 20V19H238ZM237 20V21H238ZM2 21V20H1ZM23 21H25V20H23ZM79 21V20H78ZM111 21V20H110ZM109 21V22H110ZM116 21V20H115ZM124 21V20H123ZM159 21V20H158ZM185 21H188V20H185ZM183 22V24H184V27L185 28H183V29H193V30H197L199 27L201 28V25L199 24V23H197V24H195L194 22H190V23H188L187 22V24H186V22ZM204 21V20H203ZM231 21V20H230ZM235 21V20H234ZM262 20H260V22H261ZM16 22V23H15ZM27 22V21H26ZM66 23V21L64 20L63 22H62V24L63 23ZM75 22V21H74ZM104 22V21H103ZM152 22V21H151ZM157 21L155 20L154 22H152V24L151 25H153V26H155L156 24H158V22L156 23ZM162 22V21H161ZM179 22H181V21H179ZM205 22V21H204ZM215 22V23H216ZM221 21H219L218 23H220ZM76 23V22H75ZM102 23V22H101ZM108 23V22H107ZM110 23H112V22H110ZM116 24H120V22H115ZM142 23V22H141ZM165 23V22H164ZM201 23V22H200ZM203 23V22H202ZM201 23V24H202ZM263 23V22H262ZM1 24V23H0ZM24 24V23H23ZM27 24V23H26ZM48 24V23H47ZM47 24H46V27H47ZM53 24V23H52ZM79 24H80V22H79ZM90 24V23H89ZM88 24V25H89ZM100 23H98V24H96V25H99ZM104 24V23H103ZM122 24V23H121ZM239 24H241V23H239ZM238 24V25H239ZM252 24V25H251ZM49 26L51 25V24H48ZM67 25V24H66ZM78 25V24H77ZM73 25V23H72V25L70 24L69 26L67 25V26H65V27H63V29H62V27L60 28L59 27V30L57 29H55V26H54V28H53V26L51 25L50 26V29L49 28H46V30H45V32H43V30H42V32H43V34H40L39 36H40V38H38V41L35 43V45H37V47H36V51L35 52H33V54L31 55V56H27V61L25 62V63H27V64H25V65H20V66H18V67H13L12 69H11V67H7L6 65H5V67L3 66V64H2V66L0 67V71L2 70V72L3 73H5V74H7L8 76H10L11 77V80L14 82V84H16L15 82H17V81H20V82H22L21 80H19V79H23V75H26L25 76V78L27 77V75H28V73L30 74V70H32V75H33V68H37V66H38V64H40V66L41 67H43L42 66V64L41 63H43L44 61L45 62H47V55H48V47L50 46V44L54 41V40H56V36L59 34V32H62V33H60V34H63L64 35V37H65V39L66 38H72L73 36L74 37H80V36H82L85 32H82L83 30H85L88 26H86V27H84V25L83 24H80V25ZM83 25V26H82ZM123 26H121V25H116L115 26V24H114V26L112 25V28H110L109 27V24H108V28H109V30H110V32H111V30L113 31V32H111V33H114L115 35L117 34V37H118V34L120 33V34H122V32L124 33V31H125V29L127 28V26H124L125 24H122ZM131 25V24H130ZM150 25V26H151ZM181 25V24H180ZM203 25V24H202ZM250 25L252 26V30H251V32H249L248 34H247V40L244 38V36H242L241 38H240V34L243 32V31H241V30H239V29H237V30H239V31H235L234 33H231V34H228L226 37H224V38H222L221 39V35L219 36L220 38H215L214 39V41L212 42V43H214V42H217V44L218 43H220V42H222V41H226L225 43H226V48H225V53L223 52V54H222V58H220L219 60V62H217L210 54H208V52H201V53H199V54H197L196 56H194L193 58H185V56H184V52H182V50L181 51H176V49H174L175 47H172L171 49H170V52H168L167 50H168V44H167V46H165V47H167V52L166 53H164V54H157V53H155V52H158V51H155L154 53L155 54H153V55H155V56H153L152 54V56L153 57H151V60L149 61V63L148 64H145V65H147L146 67H143L142 68V70H143V72H145V74L143 75V76H146V75H151V77L152 78H155V77H157V75H160V76H162V75H164L165 76V74L166 75H168L170 72V74H172V70L171 69H174L173 67H170L171 69H168V70H171L170 72H167L168 70H165L164 72H163V70H162V67L165 65V66H168V64L167 63H170V62H168L169 61V59L170 60H174V63H176L175 65H177V62L178 63H183V64H180L182 67H183V65H185V64H187V63H185V62H189V61H191V60H195V62L197 63V62H199V63H209V64H211L213 67H214V69L215 68H217L218 70L216 71V69H215V71L216 72H218V73H220V77L219 76H217V78H214L213 79V81L211 82V83H213V86L214 87H227V86H225V84H223V82H224V80H226V83L228 84V82L230 81V80H232V79H234L233 77H231V74L233 73L235 76L236 75H238V74H240L241 73V71L242 72H245V73H247V71H249V74L250 73H253V71H251L250 72V69H251V67H252V65L254 66V68L256 67V69L257 70H263L264 71V37H263V35H264V26L261 24V23H259L258 21H257V19L256 18H252V22H251V20H250ZM250 25H249V27H250ZM101 26H102V24H101ZM107 26V25H106ZM140 26V25H139ZM143 26H145V25H143ZM146 27L145 26V28H144V30L145 31H147V32H151L152 30H149L148 31V29L149 28H151V29H153L152 27ZM234 26H237V25H234ZM233 26V27H234ZM97 27V26H96ZM105 27V26H104ZM103 27V28H104ZM126 27V28H125ZM157 26H155V28H156ZM203 27H204V25H203ZM231 27H232V25H231ZM247 27V26H246ZM21 28V29H20ZM28 28H30L29 26L27 27V30H30V29H28ZM57 28H58V26H57ZM85 28V29H84ZM105 28H107V27H105ZM140 28V27H139ZM143 28V27H142ZM179 28V27H178ZM222 28H223V26H222ZM60 29H62V30H60ZM88 29V28H87ZM167 29V30H166ZM180 29H181V27H180ZM250 29V28H249ZM27 30H25V31H27ZM108 30V29H107ZM138 30V29H137ZM143 30V29H142ZM141 30V31H142ZM144 30L141 32V33H143L144 32ZM154 30V29H153ZM208 30V29H207ZM219 30V29H218ZM218 30L217 31H215L214 33L216 34H218ZM87 31V30H86ZM156 31V30H155ZM178 31H180V30H178ZM182 31V30H181ZM180 31V32H181ZM209 31V30H208ZM208 31H207V33H208ZM28 32V31H27ZM26 32V33H27ZM42 32H39V33H42ZM146 32V33H147ZM164 32V33H165ZM225 32V31H224ZM15 33V34H14ZM135 33V32H134ZM133 33V34H134ZM154 33V32H153ZM187 33V32H186ZM185 33V34H186ZM195 33V32H194ZM240 33V34H239ZM86 34V33H85ZM120 34H119V36H120ZM130 35V33H129V35L127 36V34H123L122 36H120V38L122 37L123 38V36H124V38H123V40H122V50L123 49H126L127 47H128V49L130 48V46H132L133 47V45L134 44H136V42H138V41H136L134 38H132V37H130V36H133L134 37V35ZM149 34V33H148ZM155 34V33H154ZM153 34V35H154ZM209 34V33H208ZM62 35V36H63ZM109 35V34H108ZM125 35H126V37H125ZM143 35H145V34H143ZM152 34H151V36H153ZM177 35V34H176ZM226 35V34H225ZM244 35V34H243ZM1 36V35H0ZM60 36V35H59ZM101 36H102V34H101ZM162 37H164L163 35H161ZM160 36V37H161ZM3 37V36H2ZM18 37H19V35H18ZM85 37V36H84ZM83 37V38H84ZM114 37V36H113ZM166 37H167V35H166ZM169 37V36H168ZM204 37V36H203ZM223 37V36H222ZM8 38L6 39V40H8ZM104 38V37H103ZM107 38H109V37H107ZM119 38V37H118ZM120 38H119V40H120ZM121 38V39H122ZM153 38V37H152ZM165 38V37H164ZM183 38V37H182ZM192 38V37H191ZM193 38H194V41L192 40V42H195V43H200L201 44V42H200V40H201V38L200 37H194L193 36ZM192 38V39H193ZM20 39V38H19ZM102 39V38H101ZM112 39V38H111ZM110 39V40H111ZM136 39H137V37H136ZM139 39V38H138ZM137 39V40H138ZM159 39V38H158ZM166 39V38H165ZM206 39V38H205ZM225 39V40H224ZM249 39H251V40H249ZM36 40V39H35ZM63 40V39H62ZM83 40V39H82ZM89 39L88 38H84V40H83V42H81V44L82 45H80L81 47H80V50L78 51V54H76V55H73V54H65V59L64 60H66V62H68V61H71V62H75V61H80L81 59H84V56H83V54L85 55V53H87V52H90L91 50H93V51H97V52H99V54H100V52L102 51V52H104V53H106V52H109L108 50H110V49H112L113 47H111V48H109L110 47V45L109 44H105V46H107V47H105L104 46V43L107 41H104V39L102 40V41H104V43L103 42H101V44L103 43V45L101 46V48H97L96 46H94L93 44V42H91L90 40L88 41ZM142 39H140V41H141ZM157 40V39H156ZM186 40H188V39H185L184 40V42H186ZM244 40H246V42L244 41ZM14 41V42H15ZM16 41V42H17ZM95 41H96V39H95ZM139 41V42H140ZM144 41V40H143ZM161 41V40H160ZM189 41H191V40H188V42ZM207 41H209V40H207ZM244 41V42H243ZM1 42L2 41H0V44H1ZM119 42V41H118ZM157 43H159L158 41H156ZM162 42H163V40H162ZM165 42V41H164ZM168 42H169V40H168ZM191 42V45L192 44H194V43H192ZM205 42H206V40H205ZM9 43V44H8ZM21 43V42H20ZM155 43V42H154ZM153 43V44H154ZM156 43V44H157ZM187 43V42H186ZM203 44H206V43H204V42H202ZM100 44V45H101ZM111 44V43H110ZM164 44V43H163ZM173 44V43H172ZM216 44V43H215ZM214 44V45H215ZM221 44H224V43H221ZM241 44H244V46L243 45H241ZM21 45V44H20ZM109 45V46H108ZM116 45V44H115ZM158 46H159V44H157ZM162 45V44H161ZM165 45V44H164ZM164 45H162L163 47H164ZM182 45V44H181ZM185 45V47H190L191 45H190V43L189 44H184ZM202 45V44H201ZM200 45V46H201ZM208 45H210V44H208ZM225 45V44H224ZM234 45H236V46H238V48H239V46H240V48H241V46H242V50H240V52L241 53H245V55H246V52L245 51H247L246 49L248 48L249 50L251 49L254 53H250L249 55L247 54L246 56H242V59L241 60H243V61H238V64H236L237 65V67H236V69L235 70H232L233 72H231V73H229L230 72V70H229V68H228V66H226L225 65V62L226 61H230L229 59H231L233 56H234V54H235V52H234V54H233V51L234 50H236V49H238V48H236ZM112 46V45H111ZM183 46V45H182ZM193 46H195V49H197L196 48V46H198L197 44L195 45H192L190 48H194ZM204 46V45H203ZM206 46V45H205ZM204 46V47H205ZM211 46V45H210ZM103 47H105V49L103 48ZM118 47H120L119 45H118ZM155 47V46H154ZM236 48V49H234L233 50V48ZM247 47V48H246ZM30 48V47H29ZM64 48V47H63ZM135 48V47H134ZM142 48V47H141ZM157 48V47H156ZM132 49V48H131ZM140 49V48H139ZM138 49V50H139ZM160 49V48H159ZM166 49V48H165ZM186 49V48H185ZM220 49V48H219ZM218 49V50H219ZM30 50V49H29ZM98 50H101V51H98ZM117 50V49H116ZM115 50V51H116ZM137 50V51H138ZM213 50V49H212ZM239 50V49H238ZM237 50V51H238ZM2 51H0V52H2ZM51 51V50H50ZM92 51V52H93ZM131 51V50H130ZM133 51V50H132ZM163 51H164V49H163ZM198 51H199V48H198ZM209 51V50H208ZM251 51V52H252ZM18 52V51H17ZM59 52V51H58ZM96 52V53H97ZM117 52V51H116ZM142 52V51H141ZM162 52V51H161ZM178 52V53H177ZM187 52V51H186ZM197 52V51H196ZM247 52H250V51H247ZM77 53V52H76ZM91 53V52H90ZM110 53V52H109ZM112 53H113V51H112ZM122 53V52H121ZM149 53V52H148ZM189 53V52H188ZM198 53V52H197ZM88 54V53H87ZM92 54V53H91ZM94 54V53H93ZM115 54V53H114ZM143 54V53H142ZM217 54V53H216ZM238 54V53H237ZM102 55V54H101ZM104 55V54H103ZM102 55V56H103ZM122 55V54H121ZM238 55H240V53L238 54ZM242 55V54H241ZM240 55V56H241ZM89 56H91V55H89ZM98 56V55H97ZM106 56H107V53H106ZM149 56H150V54H149ZM191 56V55H190ZM189 56V57H190ZM235 56H236V54H235ZM61 57V56H60ZM63 57V56H62ZM61 57V58H62ZM85 57H87V56H85ZM92 57V56H91ZM94 57V56H93ZM96 57V56H95ZM115 57V56H114ZM120 57H122V56H120ZM237 57V56H236ZM235 57V58H236ZM246 57V59H243V58H245ZM0 58H2L3 59V57L1 56ZM50 58H51V56H50ZM100 58V57H99ZM102 58V57H101ZM109 58V57H108ZM107 58V59H108ZM111 58V57H110ZM124 58V57H123ZM142 58V57H141ZM234 58V57H233ZM48 59H49V57H48ZM89 59V58H88ZM97 59V58H96ZM103 59V58H102ZM101 59V60H102ZM129 59V58H128ZM145 59V58H144ZM149 59V58H148ZM58 60H59V58H58ZM91 60V59H90ZM89 60V61H90ZM218 60V59H217ZM236 60H239V59H237L236 58ZM1 61V60H0ZM94 61V60H93ZM109 61V60H108ZM120 61H122V60H120ZM124 61V60H123ZM127 61V60H126ZM121 62L120 64L118 63V66L116 65V66H112V65H110V66H103L102 64V67L99 65V64H93L92 63V65H90V66H87L85 69L83 68L82 70L80 69V71H78V72H73L71 75L73 76V78H72V76L71 75H69V76H71V81L73 80V82L72 83H70V80H68V79H70L69 78V76H63L62 75V72L61 73H58L57 72V74L55 75V76H50L49 78L51 79V80H60V84H63V86L62 85H60V87H62L61 88V90L63 89V87L65 88V89H67V90H70L71 88H73L75 91L76 90H78L79 89V85H81L82 83H84V84H89L90 82H100L99 80H101L100 78H102L103 77V80H105L106 78V76H108V75H112V74H118V76H116L115 75V77L114 78H116V77H118V78H122L123 76H122V74H123V71H125V74H126V69H129V68H131L132 66H133V61L132 62H129V60H128V63L127 62ZM175 61H177V62H175ZM138 62V61H137ZM136 62V63H137ZM171 62H173V61H171ZM1 63V62H0ZM8 63V62H7ZM86 64V62H83V64ZM131 63V64H130ZM136 63H134V64H136ZM185 63V64H184ZM237 63V62H236ZM5 64V63H4ZM84 64V65H85ZM111 64H112V62H111ZM230 64V63H229ZM228 64V65H229ZM13 65V64H12ZM16 65V64H15ZM44 65V64H43ZM108 65V64H107ZM137 65V64H136ZM170 65V64H169ZM174 65V64H173ZM196 65V64H195ZM112 66V67H111ZM186 66V65H185ZM41 67H39V68H41ZM105 67V68H104ZM110 67V68H109ZM134 67V66H133ZM139 67V66H138ZM169 67V66H168ZM197 67H199V65H197ZM44 68V67H43ZM137 68V67H136ZM34 69V70H35ZM211 69V68H210ZM64 70V69H63ZM121 70H123L122 71V73H121ZM175 70V69H174ZM192 70V69H191ZM200 70V69H199ZM203 70V69H202ZM257 70H256V72H257ZM262 70H261V72H259V74H261L262 73ZM36 71H38V70H36ZM49 71H52V70H49ZM176 71V70H175ZM175 71H173V72H175ZM185 71H187V70H185ZM212 71V70H211ZM28 72V73H27ZM41 72V71H40ZM47 72V71H46ZM64 72V71H63ZM120 72V73H119ZM128 72V71H127ZM132 72V71H131ZM130 72V73H131ZM135 72V71H134ZM168 74H167V73ZM178 72H180L179 70H178ZM256 72H254V73H256ZM1 73V72H0ZM35 73V72H34ZM38 73V72H37ZM48 74L47 75H45V76H47L48 77V75H49V72H47ZM51 74H53L54 72H50ZM66 73V72H65ZM105 75H104V74ZM129 73V72H128ZM136 73L137 74H127L126 76H124V78L125 79H127V80H125V83H128V84H126L127 86L129 85V83H131L129 86H133V85H135L138 81H139V76H138V74L140 73V72H138V71H136ZM141 73H142V71H141ZM165 73V74H164ZM183 72H181L180 74H182ZM186 74L188 73V72H185ZM185 73H183V74H185ZM197 73V72H196ZM202 73V72H201ZM244 73V74H245ZM258 73V72H257ZM256 73V74H257ZM264 73V72H263ZM263 73L261 74L262 76H263ZM39 74V73H38ZM68 74H69V72H68ZM119 74H121V76L119 75ZM124 74V75H125ZM170 74L168 75V76H166L165 77V79H162V77H161V80L163 81V80H166V81H169V80H171V79H173V78H171V76H170ZM174 74H176V73H174ZM173 74V76H175ZM179 73H178V75L179 76H181ZM182 74V75H183ZM258 74V75H259ZM1 75H2V73H1ZM6 75V76H7ZM34 75H37V74H34ZM40 75V74H39ZM66 75V74H65ZM102 75V77H100ZM105 77H104V76ZM113 75V76H114ZM261 75L260 76H258V77H261ZM3 76H5L4 74H3ZM22 76V77H21ZM29 76L30 75H28V79H29ZM38 76V75H37ZM41 76L43 77L44 76V74L43 73H41ZM113 76H110V80H111V78H113ZM120 76V77H119ZM143 76H140V77H142V78H144ZM153 76H155V77H153ZM163 76V77H164ZM170 76V77H169ZM187 76H189V75H187ZM225 76V77H224ZM256 76V75H255ZM9 77V78H10ZM32 77V76H31ZM30 77V78H31ZM34 77V76H33ZM178 77V76H177ZM182 77V76H181ZM180 77V78H181ZM184 77V76H183ZM186 77V76H185ZM184 77V78H185ZM191 77V76H190ZM201 77V76H200ZM205 77V76H204ZM240 77V76H239ZM26 78V79H27ZM39 78L41 79V77L39 76ZM118 78H116V79H118ZM142 78H140V80L142 79ZM148 78V77H147ZM146 78V79H147ZM170 78V79H169ZM186 78H188V77H186ZM195 78V77H194ZM206 78V77H205ZM208 78V77H207ZM206 78V79H207ZM238 78V77H237ZM235 79V80H232V82L230 83L231 85H230V87H235V89H238L239 88V86H240V84L241 83H244V85H245V87L243 88V89H246V91L247 92H249V98H250V96L252 97V99H254V100H252V99H250V100H252V102H251V104L253 103V101H255V100H259V97L261 96V95H263V94H259L261 91H260V89L262 90L263 88H261L263 85H264V83H263V81H264V77H261V79H262V81L259 79L258 81H256L257 82V84H254L253 82L252 83H247V82H242L241 81V83H240V81L238 80V79ZM256 78H257V76H256ZM26 79H24V80H26ZM33 79V78H32ZM31 79V80H32ZM37 79V78H36ZM99 79V80H98ZM169 79V80H168ZM209 79H210V77H209ZM253 79H255V78H253ZM34 80H35V78H34ZM102 80V81H103ZM109 80V81H110ZM115 80V79H114ZM144 80V79H143ZM152 80V79H151ZM150 80V81H151ZM158 80V79H157ZM180 80V79H179ZM183 80V79H182ZM182 80H181V82H182ZM185 80V79H184ZM197 80V79H196ZM203 80V79H202ZM212 80V79H211ZM30 81V80H29ZM113 81V80H112ZM117 81V80H116ZM118 81H120L119 79H118ZM128 81V82H127ZM166 81H164L165 83H166ZM177 81V80H176ZM56 82V81H55ZM96 82V83H97ZM122 82H124V81H122ZM147 82V81H146ZM26 83H29V82H27L26 81ZM25 83V84H26ZM33 83V82H32ZM116 83V82H115ZM134 83V84H133ZM138 83H141V84H143V81H141V82H138ZM177 83V82H176ZM238 83H240L239 85H237ZM6 84V83H5ZM18 84V83H17ZM21 84H23V83H21ZM25 84H23V85H25ZM57 84V83H56ZM55 84V85H56ZM83 84V85H84ZM102 84V83H101ZM133 84V85H132ZM144 84H145V82H144ZM170 84V83H169ZM183 84V83H182ZM204 84V83H203ZM11 85V84H10ZM10 85H8V86H10ZM28 85H30V84H28ZM55 85L54 86H52V88L54 87V89H56V87H55ZM82 85V86H83ZM91 85V83L89 84V86ZM93 86L95 85V83L94 84H92ZM97 85V84H96ZM163 85V84H162ZM193 85V84H192ZM197 85V84H196ZM243 85V86H244ZM7 86V84L5 85V87H8ZM12 86V85H11ZM13 86H15V85H13ZM59 86V85H58ZM57 86V87H58ZM85 86V85H84ZM136 87L137 86H140L139 84H136L135 85ZM148 86V85H147ZM182 86H184V85H182ZM212 86V87H213ZM86 87V86H85ZM95 87V86H94ZM141 87V86H140ZM193 87V86H192ZM211 87V88H212ZM14 88V87H13ZM81 88V87H80ZM133 88V87H132ZM132 88H130V89H132ZM189 88V87H188ZM209 88V87H208ZM7 89H9V87L7 88ZM59 89V88H58ZM58 89H56V90H58ZM65 89H63V91H65ZM70 90L69 92H64L65 94H61L60 95V97H57L56 99H54L53 101H51V102H48L49 104H46V105H44L43 103L44 102H42L41 100H39L40 98H38V100L40 101V102H38V100H36L38 103L37 104H35L34 103V105L33 104H26V105H23L22 107H20V111L18 112V117L19 116H21L20 114L22 113V111H25V110H27V111H34V113L33 114H35V111L37 110H42V109H44L45 108V110H47V108L48 109H50L51 107H52V109H56V107H58V106H66V105H68V104H75V102L74 103H71L72 101H75V100H77L78 99V97H76L75 96V100H74V96H73V94H74V90ZM102 89V88H101ZM138 89V88H137ZM137 89H133V90H131L130 91V93H129V96H128V101H127V103L128 104H122L121 103V105L119 106V108L120 107H125L124 108V110L123 111H121L120 113H123V115H125L126 117H127V115H130L131 117H134V119L133 120H131V119H129V116H128V119L126 120V121H124L123 119H120L121 121H122V124L119 126V127H117L118 128V130H117V128H116V126L118 125H114V127L116 128H114V131L116 130V133L118 132L119 134H120V136H121V138H122V141L123 142H120V144L119 145H115L114 147H111V149L112 150H109V146H108V142H111L110 144H112L113 142V140H115L114 139V137L116 136V133L114 134V133H112V130L110 129V126L112 125V119H111V121H110V119L109 118H107V120L104 118V119H99V118H101V117H98L97 119H96V117H95V119H94V122H93V126H95V125H101L102 127H103V129H101L102 131L101 132H93V133H91L90 134V132H89V135H84L83 136V138L84 139H87L86 141H94V143H96L95 145H104L103 147H105L104 149H105V151L107 150L106 149V147L108 148V150H107V152H105V157L110 153V154H112V155H114L115 157L117 156L118 158L121 156V157H123V155H131L132 153V151H134L133 149H137V147H139L140 146V141H132L131 142V140H133V137L132 136H134V135H132L131 133L132 132H134V131H138V130H140V128L141 127H144V124L141 122V120L142 119H138L137 117H136V115H137V113H136V110L138 109L139 110V108H141L140 106H141V103L143 102H141V100H142V97L144 96V94L142 93L143 91L141 90V89H143V88H139L138 90ZM144 89H145V87H144ZM155 89V88H154ZM153 89V90H154ZM176 89H177V87H176ZM221 89V88H220ZM227 89V88H226ZM225 89V90H226ZM242 89V88H241ZM3 90V89H2ZM60 90V91H61ZM87 90V89H86ZM103 90H104V88H103ZM147 90H148V88H147ZM147 90H145V91H147ZM164 90V89H163ZM178 90V89H177ZM190 90V89H189ZM188 90V91H189ZM4 91V90H3ZM52 91V90H51ZM72 91H73V94H71L72 93ZM90 91H91V89H88V91H86V93H84V92H82V95H78L79 97H81L82 96V98H84V97H86L85 99L87 100V101H89V102H91L92 100H93V94H90ZM93 91H94V89H93ZM106 91V90H105ZM104 91V92H105ZM142 91V92H141ZM162 91V90H161ZM201 91H202V89H201ZM210 91V90H209ZM209 91H208V93H209ZM221 91V90H220ZM240 91V90H239ZM87 92H89V94H87ZM101 92V91H100ZM103 92V91H102ZM120 92V91H119ZM164 92H166V91H164ZM163 92V93H164ZM185 92V91H184ZM187 92V91H186ZM204 92V91H203ZM7 94V92H4L3 94ZM49 93H51V92H49ZM54 93V92H53ZM57 93V92H56ZM77 93V92H76ZM81 93V92H80ZM92 93V92H91ZM107 93V92H106ZM109 93V92H108ZM123 93H124V91H123ZM140 93H142L143 94V96H142V94L140 95ZM146 93V92H145ZM155 93V92H154ZM160 93V92H159ZM173 94H170V96H168L169 97V100L168 101H170L171 102V100H170V98L172 97V96H176V97H178L177 95H176V93H177V91H174V92H172ZM189 93V92H188ZM190 93H192V92H190ZM207 92H206V94H208ZM262 93V92H261ZM101 94V93H100ZM112 94V93H111ZM111 94L110 95H108V96H111ZM114 94V93H113ZM112 94V95H113ZM186 94V93H185ZM195 94H197V92L196 91H194L193 92V95L195 96ZM199 94H201V93H199ZM205 93H203V95H204ZM214 94V93H213ZM239 94H241V93H239ZM9 95V94H8ZM46 95V94H45ZM54 95V94H53ZM86 95V96H85ZM104 95V94H103ZM105 95H107V94H105ZM119 95H120V93H119ZM153 95H155L156 96V94H153ZM152 95V96H153ZM191 95V94H190ZM189 95V96H190ZM192 95V96H193ZM210 95V94H209ZM208 95V96H209ZM242 95V94H241ZM0 96H2V95H0ZM41 96V95H40ZM49 96V95H48ZM151 96V95H150ZM151 96V97H152ZM180 96V95H179ZM200 96V95H199ZM207 96V97H208ZM211 96V95H210ZM212 96H214V95H212ZM211 96V97H212ZM259 96V97H258ZM51 97V96H50ZM95 97V96H94ZM107 97V96H106ZM146 97V96H145ZM145 97H143L144 99H145ZM162 97V96H161ZM160 97V98H161ZM168 97H166V99H168ZM206 97V96H205ZM204 97V98H205ZM206 97V101H210L208 98ZM210 97V98H211ZM239 97V96H238ZM254 97V98H253ZM256 97V98H255ZM4 98H6L5 96H4ZM9 98V97H8ZM44 98V97H43ZM53 98V97H52ZM96 98V97H95ZM111 98V97H110ZM121 98V97H120ZM173 98V97H172ZM171 98V99H172ZM189 98V97H188ZM218 98H220V97H218ZM258 98V99H257ZM3 99V98H2ZM36 99V98H35ZM152 99V98H151ZM181 99V98H180ZM194 99H197L196 97L194 98ZM193 99V101H195ZM227 99V98H226ZM235 99H237V98H235ZM241 99V98H240ZM263 99V98H262ZM6 100V99H5ZM173 100V99H172ZM115 101V100H114ZM113 101V102H114ZM148 101H149V98H148ZM158 101V100H157ZM202 101V100H201ZM200 101V102H201ZM232 101V100H231ZM263 101V100H262ZM77 102V101H76ZM88 102V105L89 104H91V103H89ZM107 102V101H106ZM118 102H121V101H118ZM125 102V101H124ZM173 102V101H172ZM214 102V101H213ZM222 102V101H221ZM258 102V101H257ZM259 102H260V100H259ZM81 103H83V102H81ZM85 103V102H84ZM111 103V102H110ZM146 103V102H145ZM194 103H196V102H194ZM261 103V102H260ZM25 104V103H24ZM76 104H78V103H76ZM96 104V103H95ZM98 104H100V101H99V103ZM107 104V103H106ZM155 104V103H154ZM169 104V103H168ZM177 104H179V103H177ZM182 104V103H181ZM191 104V103H190ZM199 104V103H198ZM221 104V103H220ZM235 104V103H234ZM80 105V104H79ZM88 105H85V106H88ZM119 105V104H118ZM118 105H117V107H118ZM125 105V106H124ZM193 105V104H192ZM197 105V104H196ZM224 105V104H223ZM81 106H83V105H81ZM84 106V107H85ZM98 106V105H97ZM96 106V107H97ZM105 106V105H104ZM172 106V105H171ZM176 106V105H175ZM180 106V105H179ZM184 106V105H183ZM182 106V107H183ZM201 106V105H200ZM199 106V107H200ZM217 106V105H216ZM219 106V105H218ZM217 106V107H218ZM233 106V105H232ZM15 107V106H14ZM67 107V109H69L68 108V106H66ZM70 107V106H69ZM91 107V106H90ZM108 107V106H107ZM110 107H111V105H110ZM148 107V106H147ZM189 107V106H188ZM194 108L192 109L191 108V110H190V114L191 115H189V118L187 119V116H186V118L185 119H183V121L185 120V121H187L188 123H189V126H188V124L186 125L187 127H184L183 129H186L187 130V128L188 129H190V128H193V126H192V124L193 123H197V122H199V123H201V122H203L202 124L203 125H205L206 123H204V121L205 122H207V120H208V115H205V112L206 111H204V112H201L200 111V108L198 107L197 108V106L195 107V106H193ZM235 107V106H234ZM7 108V107H6ZM5 108V109H6ZM8 108H9V105H8ZM16 108V107H15ZM59 108V107H58ZM72 108V107H71ZM93 108V107H92ZM99 108V107H98ZM102 108L103 107H101V111H102ZM109 108V107H108ZM116 108V107H115ZM175 108V107H174ZM185 108V107H184ZM219 108V107H218ZM231 108V107H230ZM237 108V107H236ZM240 108V107H239ZM251 108V107H250ZM18 109V108H17ZM61 109L62 108H60L59 110H60V112H61ZM87 109V108H86ZM84 110L85 112H82V111H79V112H77V114H76V112H75V115H76V118H77V122L76 123H78L79 122V120H81L80 118H79V115H80V117L83 115V114H85V113H87L88 114V111L89 110ZM106 109V108H105ZM123 109V108H122ZM148 109V108H147ZM215 109H216V107H215ZM215 109H213V111L215 110ZM7 110V109H6ZM19 110V109H18ZM45 110H43V112L45 111ZM96 110V109H95ZM108 110V109H107ZM106 110V111H107ZM119 110V109H118ZM159 110V109H158ZM184 110V109H183ZM195 111V113L194 114H192L193 113V111ZM216 110H218V109H216ZM228 110H230V109H228ZM256 110V109H255ZM260 110H263L262 111V113H264V107L263 106H260V108L259 109H257V111H259L260 112ZM39 111V112H40ZM48 112H49V110H47ZM50 111H51V109H50ZM53 112L55 111V110H52ZM51 111V112H52ZM62 111H66V110H62ZM72 111V110H71ZM157 111V110H156ZM155 111V112H156ZM171 110L170 109H168L167 110V113L168 114H166L167 115V119L170 121H172V124H168V120L167 119H165V118H163V115L161 116V115H159V114H153L154 116H152L151 117V115H150V117H149V124L153 127H151V129H153V131L154 130H156V131H158V133L160 132V131H165V130H167V129H171L172 128V126L174 125V124H176L175 123V120L177 121V125L179 124V122H181L182 120V118L180 119V121L178 120V118L176 117V119L174 118V116L173 115H170V112ZM177 111H179V110H177ZM210 111V110H209ZM253 111V110H252ZM10 112V110H8L7 112H5L4 113V115H1L0 114V127L4 124L5 125V123L7 124V123H9V121L7 122H5L2 118H4V117H6L5 115H7L8 113ZM15 112V111H14ZM21 112V113H20ZM42 112V111H41ZM40 112V114H42ZM48 112H44L45 114H47ZM56 112L57 113H59L58 112V110L56 109ZM139 112H141V111H139ZM138 112V113H139ZM143 112V111H142ZM217 112V111H216ZM215 112V113H216ZM20 113V114H19ZM26 113V112H25ZM25 113H23V116H25ZM78 113H79V115H78ZM95 113V112H94ZM147 113H148V111H147ZM180 113V112H179ZM189 113V112H188ZM227 113V112H226ZM248 113V112H247ZM257 113V112H256ZM261 113V112H260ZM260 113H257L258 115L260 114ZM10 114V113H9ZM17 114V113H16ZM32 114V115H33ZM49 114V113H48ZM47 114V115H48ZM52 114H55V113H52ZM60 114V115H59ZM58 115L59 116H62L63 117V112L62 113H59ZM72 114V113H71ZM11 115V114H10ZM50 115V114H49ZM93 115V112H92V114H88V116H92ZM107 115V114H106ZM110 115V114H109ZM142 116H147L148 114H146V113H142L141 114ZM166 115H164V116H166ZM168 115H170V116H168ZM218 115H220V114H215L214 116L215 117H217ZM254 115V114H253ZM23 116H21V118L19 117V119L17 118V120L16 121H14V122H16V124H22L23 122H22V120H24V118H23ZM36 116V115H35ZM54 116V115H53ZM74 116V115H73ZM102 116H104V115H102ZM138 116V115H137ZM237 116V115H236ZM257 116V115H256ZM26 117H28L27 115H26ZM26 117H25V119H26ZM72 117V116H71ZM84 117V116H83ZM105 117V116H104ZM111 117V116H110ZM116 117V116H115ZM138 117H141L140 115L138 116ZM183 117V116H182ZM249 117V116H248ZM247 117V118H248ZM257 117H259V116H257ZM23 118V119H22ZM52 118V117H51ZM56 118H57V116H56ZM55 118V119H56ZM103 118V117H102ZM114 118V117H113ZM136 118V119H135ZM146 118V117H145ZM171 118V119H170ZM210 118V117H209ZM213 118V117H212ZM210 118L211 119V121L212 120H215V118ZM16 119V118H15ZM28 119V118H27ZM74 119V118H73ZM79 119V120H78ZM89 119H90V117H89ZM108 119H109V121H110V124H109V122H108ZM144 119V118H143ZM187 119V120H186ZM242 119V118H241ZM249 119V118H248ZM259 119V118H258ZM261 119H263L264 120V114H263V116H261ZM7 120V119H6ZM13 120V119H12ZM11 120V121H12ZM53 120V119H52ZM117 120V119H116ZM119 120V121H120ZM188 120H190V121H188ZM218 120V118H216V121ZM221 120V119H220ZM250 120H252L251 118H250ZM260 120V119H259ZM10 121V122H11ZM27 121V120H26ZM62 121H64L62 118H58L57 120H56V122H54L55 123V125H59L60 126V128H61V125H62ZM123 121H124V123H123ZM144 121V120H143ZM179 121V122H178ZM182 121V122H183ZM234 121H236L235 119H231L230 121H229V123H231V122H234ZM247 121H249V120H247ZM13 122V121H12ZM13 122V124L15 125V123ZM22 122V123H21ZM25 122V121H24ZM181 122V123H182ZM209 122V121H208ZM219 122V121H218ZM237 122V121H236ZM242 122V121H241ZM262 122H264V121H262ZM118 123V122H117ZM121 123V122H120ZM144 123H147L146 122V119H145V122ZM212 123H214V122H212ZM223 123V122H222ZM221 123V124H222ZM246 123H248V122H246ZM12 124V123H11ZM64 124V123H63ZM202 124H200L201 125V127H202ZM211 124V123H210ZM219 124V123H218ZM218 124H215V125H218ZM224 124V123H223ZM228 124V123H227ZM243 124V123H242ZM249 124V123H248ZM257 124H259V123H257ZM9 125V124H8ZM66 125V124H65ZM112 125V126H113ZM194 125V124H193ZM208 125H209V123H208ZM208 125H206L207 127H208ZM226 125V124H225ZM237 125V124H236ZM250 125V124H249ZM248 125V126H249ZM253 125H254V123H253ZM260 125H261V122H260ZM13 126V125H12ZM57 126H55V127H57ZM59 126H58V128H59ZM98 126V127H99ZM100 126V127H101ZM147 126V125H146ZM183 126V125H182ZM192 126V127H191ZM195 126H196V124H195ZM210 126V125H209ZM232 125H230V126H227L228 128L229 127H231ZM244 126V125H243ZM263 126V125H262ZM18 127V126H17ZM22 127V126H21ZM65 127H68L67 125L65 126ZM85 127V126H84ZM88 127V126H87ZM86 127V128H87ZM97 127V126H96ZM95 127V128H96ZM173 127H175V125L173 126ZM178 127V126H177ZM176 127V128H177ZM179 127H181V126H179ZM199 127V126H198ZM219 127V126H218ZM223 127H226V126H223ZM238 127H240L239 125H238ZM237 127V128H238ZM257 127V126H256ZM255 127V128H256ZM9 128V127H8ZM10 128H12V127H10ZM91 128V127H90ZM89 128V129H90ZM95 128H91V129H95ZM195 128V127H194ZM210 128V127H209ZM211 128H212V126H211ZM236 128V127H235ZM18 129V128H17ZM62 129H64V128H62ZM66 129V128H65ZM178 129V128H177ZM180 129V128H179ZM231 129V128H230ZM252 129V128H251ZM1 130V129H0ZM96 130V129H95ZM172 130H175V129H171V132H173ZM229 130V129H228ZM255 130V129H254ZM254 130H253V132H254ZM259 130V129H258ZM257 130V131H258ZM18 131V130H17ZM152 131V130H151ZM152 131V132H153ZM189 131V130H188ZM205 131V130H204ZM235 131V130H234ZM250 131H252V130H250ZM256 131V130H255ZM256 131V132H257ZM69 132V131H68ZM86 132V131H85ZM177 132V131H176ZM182 132V131H181ZM195 132H197V130L195 131ZM194 132V133H195ZM231 132V131H230ZM248 132V131H247ZM259 132H260V130H259ZM258 132V135H260V133ZM262 132V131H261ZM12 133V132H11ZM61 133V132H60ZM122 133V134H121ZM141 133V132H140ZM164 133V132H163ZM178 133V132H177ZM201 133V132H200ZM263 133V132H262ZM118 134V135H119ZM149 134V133H148ZM169 134V133H168ZM172 134V133H171ZM176 134V133H175ZM190 134V133H189ZM206 134V133H205ZM249 134V133H248ZM264 134V133H263ZM260 135V137H261V139L264 137V135ZM43 135V134H42ZM69 135V134H68ZM77 135H80V134H77ZM131 135V136H130ZM163 135V134H162ZM186 135V134H185ZM191 135V134H190ZM198 135V134H197ZM204 134H202V136H203ZM232 135V134H231ZM234 135V134H233ZM246 135V134H245ZM244 135V136H245ZM258 135H256L257 137H258ZM41 136V135H40ZM44 136V135H43ZM56 137V139L54 138V140H58V141H61L62 140V137L63 138H65L64 136H62L61 137V135H55ZM119 136V137H120ZM205 136V135H204ZM228 136V135H227ZM226 136V137H227ZM254 136H255V133H254ZM253 135H252V137H254ZM263 136V137H262ZM16 137V136H15ZM135 137V136H134ZM137 137H139L138 135H137ZM146 137V136H145ZM206 137V136H205ZM204 137V138H205ZM211 137V136H210ZM229 137H231V136H229ZM256 137V138H257ZM14 138V137H13ZM37 138V137H36ZM67 138V137H66ZM72 138V137H71ZM74 138V137H73ZM77 138V137H76ZM80 138H82V136H80ZM132 138V139H131ZM181 138V137H180ZM183 138H185L184 136H183ZM192 138V137H191ZM245 138V137H244ZM248 138H250V137H248ZM38 139V138H37ZM44 139H46V137L44 138ZM134 139H136V138H134ZM174 138H170L169 139V141L170 140H172L173 142H174V140H173ZM218 139V138H217ZM233 139H235V138H233ZM237 139V138H236ZM247 139V138H246ZM258 139V138H257ZM256 139V140H257ZM259 139L261 142H260V144L262 143V141H264V139ZM121 140V139H120ZM165 140V139H164ZM168 140V139H167ZM189 140V139H188ZM211 140V139H210ZM214 140V139H213ZM216 140V139H215ZM63 141V140H62ZM67 141H68V139H67ZM66 141V142H67ZM116 141V140H115ZM150 141V139L149 140H146V144H148L147 142H149ZM156 138L155 137H152L151 138V141H150V145H153V144H155L156 142ZM234 141V140H233ZM235 141H237V140H235ZM245 141V140H244ZM45 142H48L47 140L45 141ZM57 142V141H56ZM66 142H64V144L66 143ZM119 142V141H118ZM171 142V141H170ZM169 142V143H170ZM247 142V141H246ZM249 142V141H248ZM251 142V141H250ZM257 142V141H256ZM44 143V141L42 140V139H38V140H32V141H30V143H29V145H26L25 144V147H26V149H29L28 147L29 146H31V145H36V146H38L39 148L42 146V144ZM88 143H91V144H93L92 142H88ZM117 143V142H116ZM213 143V142H212ZM214 143H216L215 141H214ZM264 143V142H263ZM263 143H262V145H263ZM28 144V143H27ZM50 144V143H49ZM52 144V143H51ZM61 144V142L58 144V145H60ZM71 144V143H70ZM86 144V143H85ZM114 144V143H113ZM145 144V145H146ZM187 143H185L184 145H186ZM218 144V143H217ZM253 144V143H252ZM254 144H255V142H254ZM73 145H74V143H73ZM84 145V144H83ZM87 145V144H86ZM143 145H144V143H143ZM168 145V144H167ZM221 145V144H220ZM219 145V146H220ZM224 145V144H223ZM44 146H45V144H44ZM48 146V145H47ZM53 146H55V147H57V144L55 145V141H54V143L51 145V147L53 148ZM71 146H72V144H71ZM89 146V145H88ZM163 146H166V144L165 145H163ZM196 146V145H195ZM194 146V147H195ZM215 146V145H214ZM32 147V146H31ZM30 147V148H31ZM59 147V146H58ZM57 147V148H58ZM86 147V146H85ZM94 147V146H93ZM93 147H92V149H93ZM102 147V146H101ZM102 147V148H103ZM144 147H146V146H144ZM168 147V146H167ZM176 147H178V146H176ZM250 147V146H249ZM49 148V147H48ZM56 148V149H57ZM83 148V147H82ZM148 148V147H147ZM151 148V147H150ZM154 148V147H153ZM164 148V147H163ZM166 148V147H165ZM181 148V147H180ZM183 149L181 150V149H177V150H175L171 155H170V158L168 159L169 161H171L174 165H175V161H173V160H176L177 162H178V160H180V156L182 155V153L180 154L179 152H181V151H185V159H190V160H188V161H190L189 162V164H187V166H189V165H191L190 167H194V168H196L197 166H196V164H194L193 163V161L191 162V160L192 159H194V158H192L194 155H197V154H193L192 152H194V151H192L193 149L192 148H190V146H189V148H188V145L187 146H185V147H182ZM210 148V147H209ZM213 148V147H212ZM212 148H211V150H212ZM215 148V147H214ZM220 148H222V147H220ZM25 149V148H24ZM32 149L33 148H31V151H32ZM37 149V148H36ZM49 149H51V148H49ZM56 149H54L53 148V150H55L56 151ZM96 149V148H95ZM101 149V148H100ZM155 149V148H154ZM153 149V150H154ZM35 150V149H34ZM41 150H44V149H41ZM40 150V151H41ZM52 150V149H51ZM53 150L51 151V152H53ZM82 150V149H81ZM94 150V149H93ZM99 150V149H98ZM144 150V149H143ZM157 150V149H156ZM166 150H167V148H166ZM165 150V151H166ZM196 150V149H195ZM210 150V151H211ZM233 150V149H232ZM262 150H264V149H262ZM26 151V150H25ZM24 151V152H25ZM46 151H47V149H46ZM85 151V153H83L82 152V156H78V157H76L74 160H72V161H70L71 163L69 164L70 165V167H69V169H65V168H63V170H60V171H58V172H56V174H55V177H51V178H49V179H47L46 177L44 178L43 177V175L44 174H42L41 172H42V170L44 169H41V167H39L37 164L36 165H32V164H29V163H31V162H29L28 163V165H29V169H30V171H31V174L33 173L34 174V176H36V174H37V176H39L38 177V179H35L34 178V176H32L33 178H34V181L36 182L35 184L36 185H38V186H40V188L41 189H44V194L43 195H45L46 197L43 199V201H38V203H39V205L40 206H42V205H45L46 204V200H47V202L49 203V205H48V207L50 208V207H52L53 208V205H57V204H54V203H56V202H52L53 201V199L56 197V195L54 194V192L56 193V191H58L59 192V190L61 191V186H63V185H61V181H60V178H62V180H63V177H64V175H65V177H67V178H73V180H74V177L75 178H77V179H75V180H79L78 182L79 183H81L82 182V185H85L86 186V189H88V185L89 186H91V185H94V182L96 181V180H98L99 179V181H97V182H100V178H104V176H101L100 175V173H102V172H100V173H98V175H95V176H89V175H85V173L84 172H80L79 170H78V167L80 166V167H82V166H85V168L87 167L86 165H82V164H84V162H87V163H89L90 162V159H95L96 157V155L97 154H95L94 153V151H91V149H89V150H84ZM96 151V150H95ZM103 151V150H102ZM109 151V152H108ZM139 151V150H138ZM171 151V150H170ZM190 151H192V152H190ZM207 151H209V150H207ZM207 151L205 150V152H202L204 155H207L208 153H210V152H208L207 153ZM246 151V150H245ZM27 152H30V150H27ZM42 152H44V151H42ZM49 152H50V150H49ZM98 152V151H97ZM135 152V151H134ZM214 152V151H213ZM227 152H228V150H227ZM46 153V152H45ZM54 153V152H53ZM57 153V152H56ZM55 153V154H56ZM104 153V152H103ZM171 153V152H170ZM192 153V154H191ZM229 154H230V152H228ZM227 153V154H228ZM238 153V152H237ZM244 153V152H243ZM43 154V153H42ZM50 154V153H49ZM52 154V153H51ZM101 154V153H100ZM166 154V153H165ZM180 154V155H179ZM225 154V153H224ZM257 154V153H256ZM255 154V155H256ZM263 154V153H262ZM26 155V154H25ZM45 155V154H44ZM43 155V156H44ZM99 155V154H98ZM97 155V156H98ZM102 155V154H101ZM111 155V158L113 157ZM127 155V156H128ZM208 155H210V154H208ZM233 154L231 153V157H235V155H233ZM241 154H239V156H238V158H239V162H246V164H247V162L249 161V159H246V157H243V156H240ZM39 156V155H38ZM41 156V155H40ZM55 156V155H54ZM132 156V155H131ZM130 156V157H131ZM155 156V155H154ZM212 156V155H211ZM223 156H225V155H223ZM229 156V155H228ZM227 156V158L228 159H230L229 157ZM237 156V155H236ZM249 156V155H248ZM252 156V155H251ZM27 157V156H26ZM100 157V156H99ZM102 157H104L103 155H102ZM108 157H110V155L108 156ZM108 157H106V158H108ZM146 157V156H145ZM151 157V156H150ZM187 157V158H186ZM196 157H198V156H196ZM201 157H205V159H206V157H208L209 158V156H201ZM250 157V156H249ZM37 158V157H36ZM45 158V157H44ZM98 158V157H97ZM101 158V157H100ZM110 158V159H111ZM152 158V157H151ZM155 158H157V157H155ZM225 158H226V156H225ZM225 158H222V159H225ZM258 158V157H257ZM120 159V158H119ZM127 160V158H124V160ZM150 159V158H149ZM202 159V158H201ZM254 159V158H253ZM259 159V158H258ZM264 159V154H263V156H262V160ZM31 160V159H30ZM88 160H89V162H88ZM121 161V163H123L124 161L122 160V159H120ZM130 160H132V158L130 159ZM130 160H127V163H128V161H130ZM141 160V159H140ZM143 160V159H142ZM147 160V159H146ZM184 160V159H183ZM182 159H181V161H183ZM195 160V159H194ZM230 160H235L234 158L233 159H230ZM238 160V159H237ZM248 160V161H247ZM95 161H96V159H95ZM104 161H105V159H104ZM119 161V160H118ZM205 161V160H204ZM224 162H225V164L227 165V166H231V164H229V161H227L226 162V160H223ZM28 162V161H27ZM37 162V161H36ZM106 162V161H105ZM135 162V161H134ZM138 162V161H137ZM144 162V161H143ZM149 162H151L152 163V161H149ZM168 162V161H167ZM202 162V161H201ZM223 162V163H224ZM235 162V161H234ZM260 161L258 160V162H256V163H259ZM263 162V164H264V161H262ZM25 163V162H24ZM91 163V162H90ZM114 163H116V162H114ZM131 163V162H130ZM170 163V162H169ZM204 163V162H203ZM205 163H206V161H205ZM222 163V162H221ZM222 163V167H224V164ZM33 164H35V163H33ZM86 164V163H85ZM97 164V163H96ZM119 164V163H118ZM118 164H114V165H116V169H117V167L119 166ZM124 164V166H125V163H123ZM135 164H137V163H135ZM143 164V163H142ZM145 164V163H144ZM149 164V163H148ZM163 165L164 164V162H163V160L160 158V160L158 159V163L156 164L157 166H160V165ZM208 164V163H207ZM238 164H240V163H238ZM248 164H249V162H248ZM263 164L262 163H260L258 166H255L256 167V169H254L253 168V171H254V173L252 174V175H255V176H257L256 175V172L258 171V173H260L259 171H260V169L261 170H264V169H262V168H264V167H262L263 166ZM47 165V164H46ZM118 165V166H117ZM161 165V166H162ZM174 165H172V167L174 166ZM220 165V164H219ZM23 166V165H22ZM63 165H61L60 167H62ZM107 165H105V167H106ZM151 166V165H150ZM157 166H155V167H157ZM160 166V167H161ZM165 166V165H164ZM164 166H162V168H160V167H157L158 169H160L159 170V173H157L156 172V174H159V176L157 177V180L156 181H163L165 178L162 176L163 174H161V173H163V171L164 170H161V169H163L164 168ZM180 166V165H179ZM186 166V167H187ZM208 166V165H207ZM216 166V165H215ZM234 166H236V165H234ZM241 166V165H240ZM11 167V166H10ZM19 167V166H18ZM18 167H16V168H18ZM44 167V166H43ZM103 167V166H102ZM122 167V166H121ZM128 167H129V165H128ZM133 169H139V170H141L142 168L140 167V165H139V163H138V166L137 165H135V166H133V164H132V166H131ZM171 167V166H170ZM175 167V166H174ZM206 167V166H205ZM68 168V167H67ZM104 168V167H103ZM120 168V167H119ZM125 168V167H124ZM123 168V169H124ZM198 168H199V166H198ZM201 168H204V167H201ZM218 168H219V166H218ZM226 168V167H225ZM240 168V167H239ZM238 168V169H239ZM242 168V167H241ZM38 169H41V172H40V170H39V172L38 173H41V174H38L37 173V171H38ZM46 169V168H45ZM49 169V168H48ZM87 169V168H86ZM105 169V168H104ZM115 169V168H114ZM122 169V168H121ZM156 169V168H155ZM170 169V168H169ZM197 169V168H196ZM200 169V168H199ZM252 169V168H251ZM13 170V169H12ZM11 170V168L10 169H6L5 170V168L4 167H1L0 166V172L1 173H3L4 174V172L6 173V172H8V175H9V173L10 174H13V177H12V175L10 176V177H12L13 179H14V176H15V180L17 179V176H19V171H18V173H17V171L15 170V171H12ZM80 170H82V168H80ZM120 170V169H119ZM129 170V169H128ZM131 170V169H130ZM153 170V169H152ZM171 170V169H170ZM179 170V169H178ZM208 170V169H207ZM26 171V170H25ZM29 171V172H30ZM44 171V170H43ZM79 171V172H78ZM82 171H84V168H83V170ZM100 171V170H99ZM136 171V170H135ZM156 171H158V170H156ZM203 171H204V169H203ZM224 171L225 170H219V169H213L212 171L210 170V172L212 173V174H210V175H214V177H215V173L216 174H218L217 175V177L219 178V175H220V178H222V174L224 173ZM27 172H28V170H27ZM48 172V171H47ZM50 172V171H49ZM85 172H86V170H85ZM123 172V171H122ZM144 172V171H143ZM161 172V173H160ZM36 173V174H35ZM53 173H54V171H53ZM79 173V174H78ZM80 173H83V174H80ZM113 173V172H112ZM197 173V172H196ZM195 173V174H196ZM207 173H208V171H207ZM248 173V172H247ZM257 173V174H258ZM29 174V173H28ZM90 174V173H89ZM92 174V173H91ZM131 174V173H130ZM129 174V175H130ZM150 174H151V172H150ZM169 174V173H168ZM192 174V173H191ZM198 174V173H197ZM261 174V173H260ZM26 175V174H25ZM41 175V176H40ZM51 176H52V174H50ZM121 175H123V174H121ZM204 175H206V174H204ZM209 175V176H210ZM249 175H250V173H249ZM2 176V175H1ZM1 176H0V178H1ZM4 176H6V175H4ZM30 176V175H29ZM54 176V175H53ZM106 176V175H105ZM116 176V175H115ZM124 176V175H123ZM142 176V175H141ZM170 176V175H169ZM168 176V177H169ZM202 176V175H201ZM234 176V175H233ZM21 177V176H20ZM32 177H30V178H32ZM185 177H186V179H187V176L185 175ZM213 177V178H214ZM242 176H240L239 174L238 175H236V178L235 179H238L239 178V182H241V180H240V178H241ZM249 177H251V176H249ZM252 177H254V176H252ZM4 177H2L0 180H2ZM29 178V177H28ZM32 178V179H33ZM129 178V177H128ZM145 178H147V177H145ZM144 178V179H145ZM202 178V177H201ZM216 178V177H215ZM228 178V177H227ZM247 178H248V176H247ZM255 178V177H254ZM156 179V178H155ZM174 179V178H173ZM198 179V178H197ZM206 179H208V178H206ZM206 179H204L205 181H206ZM242 179V178H241ZM252 179V178H251ZM10 180V179H9ZM227 180V179H226ZM229 180V179H228ZM248 180V179H247ZM247 180H245V181H247ZM249 180H250V178H249ZM248 180V181H249ZM254 180H256V179H254ZM3 181V180H2ZM14 181V180H13ZM28 181V180H27ZM34 181L32 180L31 182H33L34 183ZM117 181H119V179L117 180ZM116 181V179H115V182H117ZM124 181V180H123ZM148 181V180H147ZM155 181V182H156ZM186 181V180H185ZM195 182H193V183H195V184H193V189L191 190L192 192H190L191 193V195H192V198H195V197H193L194 195H198V197L202 194V192H204V190H208V189H211L210 187H212V184H211V186H210V184H208V185H206V183L204 182V181H201V182H197V181H199V180H194ZM238 181V180H237ZM244 181V180H243ZM252 181V180H251ZM5 182V181H4ZM75 182V181H74ZM77 182V181H76ZM77 182V183H78ZM110 182V181H109ZM112 182V181H111ZM164 182H166V180L164 181ZM211 182V181H210ZM238 182V185L240 184ZM250 182V181H249ZM14 183V182H13ZM119 183V182H118ZM174 183V182H173ZM192 183V182H191ZM234 183V182H233ZM242 183V182H241ZM244 184L243 185H245V183H246V185H247V183L248 182H243ZM252 183V182H251ZM253 183H254V181H253ZM0 184H1V181H0ZM91 184V185H90ZM115 184H117V183H115ZM159 184H161V183H159ZM159 184H158V186H159ZM163 184V183H162ZM166 184H168L167 182H166ZM187 184V183H186ZM221 184V183H220ZM18 186H14L15 188H17L18 189V187H20V185L19 184H17ZM36 185H34V186H36ZM74 185V184H73ZM106 184L104 183V187H102L101 189H102V191H109V188L110 187H108V185H106ZM110 185V184H109ZM136 185V184H135ZM170 185V184H169ZM174 185H176V184H174ZM226 185V184H225ZM37 186V187H38ZM76 186H78V185H76ZM137 186H138V188H140V191H141V188H146V190L148 191V190H150L151 192H155L157 189L155 188V185L153 186L155 189H152V187H149V186H147V184H146V182H144V181H140L139 183H137ZM157 186V184H156V187H158ZM214 186H215V184H214ZM213 186V187H214ZM168 187V186H167ZM176 187H177V185H176ZM21 188V187H20ZM19 188V189H20ZM63 188V187H62ZM84 188V187H83ZM94 188V187H93ZM92 188V189H93ZM135 188H136V186H135ZM138 188H137V190H138ZM172 188V187H171ZM189 188H190V186H189ZM192 188V187H191ZM244 188V187H243ZM250 188V187H249ZM254 188V187H253ZM262 188V187H261ZM91 189V190H92ZM161 189V188H160ZM168 189V188H167ZM180 189V188H179ZM187 189H188V187H187ZM186 189V190H187ZM235 190H238L237 189V187L236 188H234ZM233 189V190H234ZM245 189V188H244ZM247 189V188H246ZM252 189V188H251ZM11 190H12V188H11ZM20 190H22V189H20ZM82 190V189H81ZM155 190V191H154ZM172 190V189H171ZM175 190V189H174ZM184 190V189H183ZM185 190V191H186ZM17 191V190H16ZM90 191V190H89ZM163 191V196H164V198H168L169 196L171 197V195H170V191H168V190H162ZM241 191V190H240ZM12 192V191H11ZM21 192V191H20ZM39 192V191H38ZM41 192V191H40ZM42 192V193H43ZM74 192V191H73ZM80 192V191H79ZM135 192V191H134ZM137 192V191H136ZM189 192V191H188ZM235 192H237V191H235ZM247 192H249V191H247ZM264 192V190L263 189H260V188H257L256 190L254 189V191H253V195L252 196H250V195H248V196H250V197H248V199H246L245 197V199L246 200H241V201H239L238 199H237V196L236 195H239V194H233L232 196H230V197H232L231 199V204L230 205H234L235 206V208L234 209H238L239 210V207H241L242 209V211H243V209L244 210H246V211H251V209L253 210V211H251V213H250V217L253 219H251L253 222H259V223H262L263 225H264V212L262 213V214H257L258 212L256 211V212H254V202L255 201H257L256 200V198L258 197V201L259 200H261V199H259V197L262 195V193ZM12 193H14V190H13V192ZM12 193H11V195H12ZM25 193V192H24ZM27 193V192H26ZM53 193V194H52ZM78 193V192H77ZM156 193V192H155ZM184 193V192H183ZM194 195H193V194ZM213 193V192H212ZM19 194H21V193H19ZM34 194V193H33ZM61 194V193H60ZM83 194H85V196L88 194H86V193H84L83 192ZM158 194V193H157ZM264 194V193H263ZM36 195V194H35ZM79 195V194H78ZM111 195V194H110ZM153 195V194H152ZM151 195V196H152ZM182 195V194H181ZM203 195V194H202ZM216 195V194H215ZM228 195V194H227ZM231 195V194H230ZM30 196V195H29ZM60 196V195H59ZM89 196V195H88ZM116 196V195H115ZM173 196V195H172ZM11 197V196H10ZM43 197V196H42ZM87 197V196H86ZM121 197V196H120ZM143 197V196H142ZM157 197V196H156ZM169 197V198H170ZM202 197V196H201ZM223 197V196H222ZM9 198V197H8ZM15 198V197H14ZM46 198H48V199H46ZM85 198V197H84ZM217 198V197H216ZM261 198H262V200H264L263 199V195L261 196ZM11 199V198H10ZM27 199V198H26ZM25 199V200H26ZM29 199V198H28ZM27 199V200H28ZM36 198H34V203L36 204L37 203V199L35 200ZM46 199V200H45ZM82 198H80V200H81ZM111 199V198H110ZM131 199V198H130ZM201 199V198H200ZM224 199V198H223ZM239 199H240V197H239ZM8 200V199H7ZM23 200V199H22ZM38 200H40V199H38ZM55 200H57V198L55 199ZM92 200V199H91ZM133 200V199H132ZM136 200V199H135ZM168 200V199H167ZM173 200V199H172ZM175 200V199H174ZM141 201V200H140ZM139 201V202H140ZM159 201H162V199L161 200H159ZM169 201V200H168ZM178 200H176V202H177ZM12 202V201H11ZM10 202V203H11ZM92 202H94V201H92ZM91 202V203H92ZM144 202V201H143ZM163 202V201H162ZM179 202H181V201H179ZM187 202V201H186ZM195 202V201H194ZM218 201H215L214 203L216 204ZM261 202H263V201H260V203ZM9 203V202H8ZM37 203V204H38ZM115 204H116V202H114ZM118 203V202H117ZM120 203V202H119ZM129 203V202H128ZM137 203H138V201H137ZM137 203H136V201H135V203H134V201H131L130 203H129V205L131 204L132 206H133V208H134V206L136 205L137 206ZM147 203V202H146ZM174 203V202H173ZM184 202H182V204H183ZM188 204H190L189 203V201L187 202ZM187 203H185V204H187ZM207 203V202H206ZM233 203V204H232ZM23 204V203H22ZM61 205H62V203H60ZM109 204V203H108ZM120 204H122V203H120ZM160 204V203H159ZM187 204V205H188ZM207 204H209V203H207ZM219 204L220 203H218V205H216V206H207V207H209L208 208V211H207V214L209 213L210 214V217H211V215H214V213L216 214V213H218V216L220 215V214H222V213H224V212H228V210L226 211V207L224 206L223 208L221 207V206H219ZM262 204V203H261ZM2 205V204H1ZM16 205H18V204H16ZM91 205V204H90ZM110 205V204H109ZM108 205V206H109ZM177 205H178V203H177ZM184 205V204H183ZM179 206L178 205V207H180L181 209H182V207L184 208V206ZM194 205V204H193ZM200 205V204H199ZM257 205V204H256ZM263 205V204H262ZM57 206H60L59 205V203H58V205ZM56 206V207H57ZM64 206V205H63ZM79 206V205H78ZM82 206V205H81ZM89 206V205H88ZM121 206V205H120ZM159 206V205H158ZM189 206V205H188ZM186 207L185 206V209H187L188 211L190 210L189 209V207ZM227 206H228V204H227ZM12 207V206H11ZM10 206H9V208L7 207V206H3L2 208H0V217H2V218H6L9 214V217L11 216V213H12V208H11ZM43 208L42 210H40V212H37V213H32L31 215H30V220H32V219H34V220H38V223H39V221L41 222V221H49L48 219H50V211H49V208ZM56 207H54V208H56ZM97 207V206H96ZM99 207V206H98ZM128 207V206H127ZM131 207V206H130ZM147 207V206H146ZM168 207V206H167ZM211 207V208H210ZM256 207V206H255ZM17 208V207H16ZM15 208V209H16ZM34 208V207H33ZM62 208V207H61ZM66 208V207H65ZM69 208V207H68ZM71 208V207H70ZM84 208V207H83ZM92 208V207H91ZM111 208V207H110ZM113 208H114V206H113ZM122 208H124L125 209V207H122ZM149 208V207H148ZM152 208H153V206H152ZM156 208V207H155ZM62 209H64V208H62ZM67 209V208H66ZM75 209V208H74ZM84 209H86V208H84ZM106 209V208H105ZM117 209V208H116ZM147 209V208H146ZM150 209H151V207H150ZM157 209H158V207H157ZM177 208L175 207V209L174 208H172L171 207V209H169V208H164L163 210L164 211H166L165 213L167 214V216L169 217V215L170 216H173L172 214H174V213H176V211H178V210H176ZM184 209V211H186ZM197 210H198V208H196ZM262 209H264V208H262ZM51 210V209H50ZM59 211H60V208L58 209ZM68 210V213L70 214L72 211H69V209H67ZM71 210H72V208H71ZM90 210V209H89ZM107 210H109V207H108V209ZM112 210V209H111ZM118 210H123V209H118ZM128 211L127 212H130L129 211V209H127ZM138 210H141V207H140V209L138 208ZM255 210H256V208H255ZM54 211V210H53ZM82 212H78V213H76V214H72L71 216H69V218L67 219V221H68V223L70 224H73V222L75 223V222H77V220L78 219H80V217H84V215L86 214V212L85 211H83V210H81ZM86 211H87V209H86ZM93 211V210H92ZM125 211H126V209H125ZM124 211V212H125ZM133 211V210H132ZM181 211H183V210H181ZM180 211V212H181ZM199 211V210H198ZM206 211V210H205ZM235 212H233V213H235L234 215H232L231 217H230V219L229 220H227V222L225 221V223L226 224H231V225H234V227H235V225L237 226H241L240 227V230H238V231H233V232H231L230 233V236H231V238L235 235L236 236V238L237 237H239V238H241V236H242V231L244 232V234H245V231L246 230H244L243 228L245 227V224H244V227L242 226L243 225V223H244V217L241 215V214H244L245 212H240L239 211V213H241V214H239V213H237L236 211L237 210H234ZM14 212V211H13ZM58 212V211H57ZM65 212V211H64ZM116 212H117V210H116ZM144 212V211H143ZM146 212V211H145ZM157 212V211H156ZM159 212H161V211H159ZM158 212V213H159ZM187 212V211H186ZM95 213V212H94ZM114 213V212H113ZM136 213V212H135ZM193 213V212H192ZM232 213V214H233ZM247 213H249V212H247ZM247 213H245V214H247ZM61 214H63V213H61ZM119 214H121V213H119ZM160 214H162V213H160ZM183 214V213H182ZM182 214H180V215H182ZM186 214V213H185ZM208 214V215H209ZM225 214V213H224ZM228 214V213H227ZM52 215V214H51ZM65 215H67V213L65 214ZM107 215H108V213H107ZM114 215V214H113ZM124 215V214H123ZM136 215V214H135ZM154 215V214H153ZM155 215H157V214H155ZM159 215V214H158ZM198 215V214H197ZM196 215V216H197ZM207 215V216H208ZM57 216H59V215H57ZM179 216V215H178ZM199 216V215H198ZM203 216L205 217L206 215H204L203 214ZM206 216V217H207ZM216 216V215H215ZM214 216V217H215ZM221 216V215H220ZM219 216V217H220ZM247 216V215H246ZM52 217H53V215H52ZM92 217V216H91ZM124 217V216H123ZM144 217V216H143ZM154 217V216H153ZM201 217V216H200ZM204 217H202L201 219L203 220V222H207L206 221V218H204ZM209 217V218H210ZM213 217V216H212ZM211 217V218H212ZM218 217V219H217V221H215V222H220L221 220H222V218L220 217L219 218ZM223 217V216H222ZM225 217V216H224ZM249 217V218H250ZM125 218V217H124ZM152 218V217H151ZM155 218H156V216H155ZM154 218V219H155ZM178 218H181V217H178ZM196 218V217H195ZM246 218H248V217H246ZM248 218V219H249ZM52 219V218H51ZM111 219V217H107V218H103L102 220L100 219V224H103L104 226L105 225H108V227L113 223V221H112V223L109 221ZM129 219V218H128ZM131 219V218H130ZM153 219V220H154ZM157 219V218H156ZM155 219V220H156ZM175 219V218H174ZM227 219V218H226ZM225 219V220H226ZM56 220V219H55ZM88 220V219H87ZM125 220V219H124ZM153 220H148V218H147V220H145V221H139V222H137V221H135V222H137L136 223V225H135V227H136V229L137 228H140V227H142V226H144L145 225V227H152V225L153 224H158V223H153ZM176 220L177 219H175V221L174 222H176ZM197 220H199V219H197ZM202 220H201V222H202ZM205 220V221H204ZM208 220V219H207ZM211 220V219H210ZM215 220V219H214ZM214 220L212 221V222H214ZM67 221H66V223H67ZM85 221V220H84ZM132 221V220H131ZM157 221V220H156ZM160 221H165V220H160ZM28 222V221H27ZM33 222V221H32ZM61 222V221H60ZM99 222V221H98ZM126 222V221H125ZM178 222V221H177ZM176 222V223H177ZM200 222V223H201ZM214 222V223H215ZM116 223V222H115ZM131 223V222H130ZM172 223V222H171ZM180 223V222H179ZM211 223V222H210ZM225 223H222V225L223 224H225ZM24 224V223H23ZM35 224H36V222H35ZM53 224V223H52ZM57 224V223H56ZM60 224V223H59ZM87 224H88V222H87ZM87 224H85V225H87ZM110 224V225H109ZM159 224H160V222H159ZM197 224H198V222H197ZM201 224H203V223H201ZM206 224V223H205ZM220 224V223H219ZM219 224H215V226L216 227H214V229L215 228H218L219 227ZM225 224V225H226ZM13 225V224H12ZM14 225H16V224H14ZM30 225V224H29ZM68 225V224H67ZM74 225V224H73ZM72 225V226H73ZM95 225V224H94ZM98 225V224H97ZM162 225H164V224H162ZM169 225V224H168ZM194 225V224H193ZM212 225V224H211ZM210 225V226H211ZM37 226V225H36ZM61 226V225H60ZM63 226V225H62ZM78 226H80L79 224H78ZM124 226V225H123ZM125 226H126V223H125ZM138 226H140V227H138ZM178 226V225H177ZM183 226V225H182ZM191 226V225H190ZM195 226H196V224H195ZM205 226V225H204ZM208 226V225H207ZM224 226V225H223ZM230 226V225H229ZM237 226V227H238ZM14 227V226H13ZM48 227V226H47ZM68 227V226H67ZM66 227V228H67ZM73 227H76V224L73 226ZM102 227V226H101ZM100 227V228H101ZM107 227V226H106ZM105 227V228H106ZM129 227V226H128ZM134 227V228H135ZM144 227V228H145ZM165 227H166V225H165ZM186 227V226H185ZM212 227V226H211ZM226 227V226H225ZM237 227H235V228H237ZM243 227V228H242ZM255 227V226H254ZM37 228V227H36ZM53 228H55V227H53ZM53 228H51V229H53ZM65 228V229H66ZM120 228H121V226H120ZM157 228H158V225H157ZM163 228H164V226H163ZM168 228H170V227H168ZM168 228H166V229H168ZM178 228V227H177ZM209 228V227H208ZM222 229V227H221V225H220V227L218 228V229ZM227 228V227H226ZM232 228H233V226H232ZM231 228V230H233ZM234 228V229H235ZM259 228V227H258ZM20 229H21V231H25V230H27L28 229V227L27 226H23V227H21V228H19L18 230L20 231ZM51 229H49V230H51ZM62 229V228H61ZM60 229V230H61ZM63 229H64V226H63ZM64 229V230H65ZM68 230H69V228H67ZM118 229V228H117ZM154 229V228H153ZM162 229V228H161ZM165 229V228H164ZM166 229H165V231H166ZM204 229H205V227H204ZM203 229V230H204ZM225 229V228H224ZM228 229V228H227ZM246 229V228H245ZM29 230V229H28ZM34 230H35V228H34ZM41 230V229H40ZM54 230V229H53ZM60 230L59 229H56L55 228V230L51 233L52 235H54V237L55 238H57V240H58V235H61V234H59V233H62V232H60ZM67 230V231H68ZM74 230V229H73ZM73 230H71V231H73ZM86 230V229H85ZM84 230V231H85ZM116 230V229H115ZM119 230V229H118ZM155 230V229H154ZM170 230V229H169ZM174 230V229H173ZM198 230H200V229H198ZM127 231V230H126ZM163 231V230H162ZM168 231V230H167ZM166 231V232H167ZM224 231H228V230H224ZM262 231V230H261ZM258 231V235L260 234H262L264 231ZM36 232H40V231H38V230H36ZM75 232V231H74ZM152 232V231H151ZM186 232V231H185ZM196 232H197V230H196ZM208 232H210V231H208ZM207 232V233H208ZM212 232V231H211ZM218 232V231H217ZM30 233V232H29ZM54 233V234H53ZM96 233V236H95V238L96 239H98V238H101L102 237V233L104 234V232H101V229H100V232L99 231H96L95 232ZM107 233V232H106ZM105 233V234H106ZM129 233V232H128ZM157 233V232H156ZM155 233V234H156ZM164 233V232H163ZM162 233V234H163ZM195 233V232H194ZM214 233H216V232H214ZM213 233V234H214ZM221 233H223V230H222V232H221V230H220V234ZM228 233V232H227ZM256 233V232H255ZM93 234V233H92ZM111 234V233H110ZM109 234V235H110ZM113 234V233H112ZM145 234V233H144ZM147 234V233H146ZM158 234V233H157ZM156 234V235H157ZM188 234V233H187ZM196 234V233H195ZM198 234H200V232L198 233ZM205 233H201L200 235H197V236H199V238L201 239L202 237H205L206 235H204ZM212 234V235H213ZM224 234H225V232H224ZM243 234V235H244ZM257 234V233H256ZM64 235V234H63ZM62 235V236H63ZM67 235V234H66ZM90 235V234H89ZM120 235V234H119ZM148 235H151V234H149L148 233ZM167 235V234H166ZM169 235H171V233L169 234ZM169 235H168V237H169ZM214 235H216V234H214ZM213 235V237L212 238H214L215 236ZM223 235V234H222ZM253 235H254V233H253ZM29 236V235H28ZM59 237L60 238V240H61V243L62 242H64V244L67 246V250H71V252H74L75 253V255H73V256H75L74 258H79L83 253H87V252H91L89 249H90V246H89V243L88 242H86V244L83 242L82 244H78L79 246L77 247V245L75 244V240H69V239H67L65 236L64 237ZM76 236V235H75ZM126 236V235H125ZM131 236V235H130ZM130 236H128V237H130ZM136 236V235H135ZM152 236V235H151ZM225 235H223V237H224ZM45 237V236H44ZM44 237H42V238H44ZM53 237V238H54ZM72 237H74V236H72ZM89 237V236H88ZM156 237V236H155ZM161 237H163V236H161ZM173 237H175V236H173ZM220 237V236H219ZM222 237V238H223ZM32 238V237H31ZM41 237H39V238H37L36 237V241H38L37 243H39V244H41L42 245V242L43 241H41V239H40ZM89 238H91V237H89ZM89 238H88V240H89ZM116 238V237H115ZM124 238V237H123ZM133 238V237H132ZM135 238H137V237H135ZM147 238V237H146ZM148 238H150V236H148ZM164 238H166V240H168L167 239V236H165V237H163V240H164ZM176 238V237H175ZM181 238V237H180ZM198 238V237H197ZM211 238V239H212ZM225 238H227L226 236H225ZM238 238V239H239ZM245 238V237H244ZM259 238H261V239H263L264 240V238H262L261 236L259 237ZM3 238H1V240H2ZM45 239V238H44ZM50 239V238H49ZM74 239V238H73ZM92 239V238H91ZM94 239V238H93ZM102 239V238H101ZM101 239H99V240H101ZM139 239V238H138ZM151 239V238H150ZM228 239H229V237H228ZM228 239H226V240H228ZM238 239H235V242H236V240H238ZM43 240V239H42ZM46 240V239H45ZM56 240V239H55ZM79 240H81V239H79ZM85 240V239H84ZM83 240V241H84ZM116 240V239H115ZM154 240V239H153ZM159 240H161V239H159ZM166 240H164V241H166ZM172 240H173V238H172ZM202 240V239H201ZM225 240V241H226ZM230 240V239H229ZM234 240V239H233ZM244 239H243V236H242V238L239 240V243L242 241V242H244L243 241ZM7 241V240H6ZM49 241V240H48ZM86 241V240H85ZM103 241V240H102ZM137 241V240H136ZM157 241V240H156ZM183 241V240H182ZM207 241H209L210 242V240H207ZM58 242V241H57ZM79 242V241H78ZM99 242V241H98ZM98 242H97V244H98ZM124 242V241H123ZM127 242V248L128 247H130L131 248V246H130V244L132 245L134 242H135V240L133 239V241L131 240L129 243H128V241H126ZM147 242V241H146ZM167 242V241H166ZM173 242H175V240L173 241ZM197 242V241H196ZM205 243H206V241H204ZM213 242V241H212ZM229 242V241H228ZM231 242V241H230ZM229 242V243H230ZM260 242V241H259ZM13 243V242H12ZM19 243V242H18ZM26 243V242H25ZM50 243H51V241H50ZM54 243V242H53ZM80 243V242H79ZM96 243V242H95ZM95 243H93V244H95ZM112 243V242H111ZM122 243V242H121ZM139 243V242H138ZM144 244H145V242H143ZM148 243V242H147ZM176 243V242H175ZM183 243V242H182ZM227 243V242H226ZM232 243H234V241L232 242ZM232 243H231V245H232ZM245 243V242H244ZM248 243V242H247ZM3 244H4V242H3ZM7 244V243H6ZM8 244H10V243H8ZM15 244V243H14ZM31 244V243H30ZM119 244H120V241H119ZM123 244V243H122ZM125 244V243H124ZM135 244H136V242H135ZM169 244V243H168ZM174 244V243H173ZM177 244V243H176ZM188 244V243H187ZM201 244H202V242H201ZM218 244V243H217ZM255 245V243H252V245ZM18 245V244H17ZM16 245V246H17ZM24 245V244H23ZM44 245V244H43ZM49 245V244H48ZM57 245V244H56ZM91 245V244H90ZM107 245V244H106ZM134 245V244H133ZM164 245V244H163ZM189 245V244H188ZM230 245V244H229ZM228 245V246H229ZM16 246H10L8 249H4V248H6V247H2L3 249H0V258L2 257L3 258V256H4V254H12V253H14V252H16L17 253V247ZM28 246V245H27ZM35 246V245H34ZM108 246V245H107ZM151 245H150V243H149V247H150ZM155 246V245H154ZM157 246V245H156ZM162 246V245H161ZM167 246V245H166ZM175 246V245H174ZM195 246H196V244H195ZM200 245H198V247H199ZM223 246H224V243H223ZM223 246H221L222 248L221 249H223ZM226 246H227V244H226ZM233 246V245H232ZM231 246V247H232ZM235 246V245H234ZM240 246V245H239ZM238 246V247H239ZM248 245H246L245 246V248L247 247ZM250 246H251V244H250ZM8 247V246H7ZM41 247H43V246H41ZM75 247H77V249L75 250ZM100 247V246H99ZM125 247V246H124ZM134 247V246H133ZM132 247V248H133ZM137 247V246H136ZM140 248H141V246H139ZM138 247V248H139ZM176 247V246H175ZM179 247H181V246H179ZM185 247H186V245H185ZM219 247L220 246H218V250L216 249V247H215V250H217L216 252L215 251H213V250H209L208 249V251H206L205 252V250H204V254H203V252H202V254L200 255V254H197V256H199L198 258L199 259H207V258H209L210 257V260H211V258L212 259H214L213 261H216V259H218V263L220 264V263H223L224 264V260H226V259H228V258H224V254L223 253H221V252H219V250H221V249H219ZM241 247V246H240ZM243 247V246H242ZM252 247V246H251ZM257 247H258V245H257ZM22 248H24V247H22ZM20 249L19 251H21V250H24V249ZM35 248V247H34ZM92 248V247H91ZM95 248H96V245H95ZM122 248V247H121ZM147 248V247H146ZM172 248V247H171ZM184 248V247H183ZM190 248V247H189ZM188 248V249H189ZM200 248V247H199ZM199 248L196 250V251H198L199 250ZM203 248V247H202ZM202 248L200 249L201 251H202ZM248 248H249V246H248ZM248 248H247V251L249 252V250H248ZM252 248H255L254 246L252 247ZM31 249V248H30ZM59 249V248H58ZM101 249V248H100ZM115 249H116V247H115ZM118 249H120V248H118ZM179 249V248H178ZM237 249V248H236ZM239 249V248H238ZM242 249V248H241ZM243 249H244V247H243ZM242 249V250H243ZM259 249V248H258ZM32 250V249H31ZM95 250V249H94ZM105 250L106 251H104V252H106V258L109 260V261H107V264H114L115 262L117 263L118 261L120 262V261H122L123 259H125L124 257H123V251L121 252L120 250L118 251H116V250H114V249H111V248H105ZM126 250H128V249H126ZM125 250V251H126ZM145 250V249H144ZM175 250V249H174ZM199 250V251H200ZM207 250V249H206ZM240 250V249H239ZM239 250H237V251H239ZM251 250V249H250ZM257 250V249H256ZM35 251V250H34ZM44 251H45V249H44ZM87 251V252H86ZM129 251V250H128ZM189 251V250H188ZM226 251V250H225ZM225 251H223V252H225ZM233 251V250H232ZM244 251V250H243ZM60 252V251H59ZM58 252V253H59ZM99 252V251H98ZM136 252V251H135ZM153 252V251H152ZM152 252H151V250H150V248H149V250L147 251V252H145V254H143V255H147V256H150V255H152ZM173 252V251H172ZM241 252V251H240ZM246 252V251H245ZM253 253H254V251H252ZM19 253V252H18ZM63 253V252H62ZM65 253V252H64ZM70 253V252H69ZM141 253V252H140ZM144 253V252H143ZM160 253H161V257H162V249H161V251H160ZM183 253H184V251H183ZM233 253V252H232ZM256 253V252H255ZM254 253V254H255ZM35 254V253H34ZM60 254V253H59ZM72 254V253H71ZM128 254H130V252L128 253ZM159 254V253H158ZM171 254V253H170ZM251 254V253H250ZM254 254H253V256H254ZM31 255V254H30ZM30 255H28V256H30ZM86 255H88V253L86 254ZM96 255V254H95ZM103 255V254H102ZM226 255H227V253H226ZM229 255H231V254H229ZM239 255H240V253L238 254V258L236 257V255H235V257L237 258V260L238 259H242L243 260V258H239ZM245 255V254H244ZM249 255V254H248ZM6 256V255H5ZM7 256H9V255H7ZM42 256V255H41ZM60 256V255H59ZM138 256H140V255H138ZM165 256V255H164ZM217 256V257H216ZM62 257V256H61ZM68 257V256H67ZM141 257V256H140ZM139 257V258H140ZM182 257V256H181ZM180 257V258H181ZM226 257V256H225ZM233 256L231 255V261L232 262H235L233 259L234 258H232ZM242 257H243V255H242ZM248 257V256H247ZM252 257V256H251ZM33 258H36V256L35 257H33ZM32 258V259H33ZM69 258V257H68ZM72 258V257H71ZM76 258V259H77ZM136 258H138V257H136ZM135 258V259H136ZM142 258H144L143 256H142ZM148 258V257H147ZM147 258H146V261H147ZM222 258H224L223 259V261L221 262V261H219V259H222ZM249 258V257H248ZM38 259V258H37ZM42 259V258H41ZM52 259H54V258H52ZM56 259V258H55ZM54 259V260H55ZM182 259H184L183 257H182ZM229 259H230V256H229ZM48 260H50V259H48ZM66 260V259H65ZM97 260H99V259H97ZM96 260V261H97ZM104 260V259H103ZM127 260V259H126ZM138 260V259H137ZM180 260V259H179ZM208 260V259H207ZM32 261V260H31ZM39 261V260H38ZM58 261H60V260H58ZM92 261H94V260H92ZM125 261V260H124ZM124 261H122V262H124ZM139 261H141V260H139ZM239 261V260H238ZM54 262V261H53ZM71 262V261H70ZM80 262V264H87L86 263V261L85 260H83V258L79 261ZM78 262V263H79ZM101 262V261H100ZM142 262H143V259H142ZM175 262V261H174ZM212 262V261H211ZM31 263H33V262H31ZM44 263V262H43ZM56 263V262H55ZM129 263V262H128ZM140 263V262H139ZM157 263V262H156ZM156 263H154V264H156ZM158 263H160V262H158ZM226 263V262H225ZM231 262H230V260H229V264H230ZM36 264H38V263H36ZM51 264V263H50ZM60 264H62V261H60ZM76 264V263H75ZM105 264V263H104ZM125 264V263H124ZM148 264V263H147ZM216 264V263H215ZM228 264V263H227ZM234 264H237V262H235ZM258 264V263H257ZM259 264H264V262L263 261H261V263L259 262Z\"/></svg>","mask_w":264,"mask_h":264}]
</instances>
